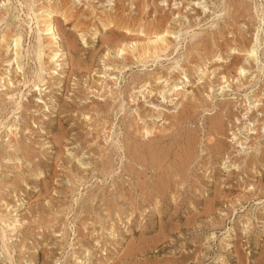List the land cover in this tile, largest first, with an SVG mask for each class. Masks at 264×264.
Listing matches in <instances>:
<instances>
[{
	"label": "rangeland",
	"instance_id": "1",
	"mask_svg": "<svg viewBox=\"0 0 264 264\" xmlns=\"http://www.w3.org/2000/svg\"><path fill=\"white\" fill-rule=\"evenodd\" d=\"M27 1L28 0H6L5 4L1 5L0 9L1 8L2 9L0 11H2V10L4 11V9L8 8L10 12L12 10H14L11 13H15V15L16 16L18 15V17H16L15 19H12V20L3 19L0 22V29H1L0 31H2L4 28H5V30H7V29L9 30V29H11V26L18 25V24H19V26L22 27V28L20 27L21 29H19V31L23 30V31H21V32H23L22 35L24 34L23 35V38H24L23 46H25V47L28 46L29 51H30L27 55H26V53L23 54L24 58L26 57L25 59L22 57V63L24 62L23 66L24 67L26 66L25 69H23V71L25 73L24 76L26 77V78L24 77L25 78L24 81L25 82L27 81L26 84L28 85L30 83V82H28L29 79L30 80L33 79L32 75H34L36 69H39V67H40L38 61L35 60L36 56H34V55H35L36 51H34L33 48L35 45L37 46V44H35V43H36V41H38L37 40L38 37H42V35H41L42 32H40V31L43 29L42 28L43 23H42V21H40L41 23L36 22L35 15L32 12H30V10H29L31 8L30 3H26ZM30 1L31 0H29L28 2H30ZM47 1H49L48 3H53L55 1L54 4L55 5L58 4V6L56 5L58 8L60 7V3H62L65 7V8L64 7L63 8L66 9L65 11H67L66 15L69 13V15L66 16V18H67L66 21L63 19L62 15H60L61 12L57 13V15L56 14L53 15L54 16V26H55V28L58 32L59 38H60L61 50L64 53L63 57L61 56L62 61L59 60V63H61L63 65V68H65V69L61 68L58 71L59 73L62 74V75L60 74L63 77L61 79L58 76H56L55 78H51V80H50V78H46V81L48 80V83L46 86L48 87L47 89H49L50 92L46 93L47 96H44L45 98L43 97V99L45 100L46 104L48 105V106L47 105L46 106L50 108V109L48 108L49 111H45L46 106L44 108V107L36 106L34 104L32 105V103L31 104L28 103L29 106L27 105V107L26 106L23 107L22 112H20L19 115L16 114L17 119H19V124L21 127L22 126L23 127L29 126V129H28L29 133H28L27 129L24 131L20 130V132H19V141L21 140L20 143L21 142L23 143V144L22 143L21 144L19 143V144L22 147L23 146L26 147L27 153H25L24 150H23V152L19 153L18 157L22 160L23 164H21L22 162H20L18 164L19 161L18 162L13 161V163L9 162L10 164L9 163L5 164L6 167H4V165H3L2 172L7 177L8 176L10 177V176H13V174L19 170L18 173L19 172L23 173L22 178L24 177L23 178L24 180L19 179V182L16 183V184H18V185H16L18 188L14 187V184H11V185L4 184L3 186H1L0 196L5 198L4 199L5 202L8 203L9 205L7 206V208H5V206L3 205L2 207H0V210L2 211L1 212L2 214L5 213L7 215L8 214L10 215V213H12L11 215H14V213H16L18 215L20 213L18 215V217H17V215H16V217L19 220V223L21 225L18 227V230H17L18 233L15 232V234L17 236H15V234H12L11 237L9 238L10 240L7 242L6 246H7L8 253L10 254L9 256H8L7 252L5 251L4 247L1 246L2 244L0 241V264H11L9 260H11L13 264H54L55 259H58V261H59L58 263H60V264H65V263L66 264H73V262H75V261L72 262V260H73L72 252L73 251L76 253V256H79L80 260L83 259V261H85V260L88 261V263L85 262V264H95V263H97V264H99V263H103V264H136V263L137 264H213L211 261L216 259V257L218 258V255L222 259V261L221 260L219 261L221 264H238V263L239 264H264V220H262V219H264V210H262V209H264V167H263L264 166V126L259 125L262 123L261 121L264 120V117H263V119L261 118L262 120L259 119V123L257 125H256V123H254V127L257 129L255 130L256 133L251 134V136H249V138H248L247 146L248 147L250 146V148H248L244 153L243 152L238 153L236 151V148L233 147V145L230 142V137H231L230 132L231 131L233 132V130L235 131L236 127L231 123L232 117L229 116V112H228L229 109L230 110L235 109L233 104H236L238 102L243 103L244 98L247 94H250V96H251L254 93L256 94L257 92H259L262 87L264 88V0H244V1L243 0H219V1L218 0H213V1L211 0L210 1L211 3H209V0L208 1L207 0H204V1L201 0L200 2H203L204 5L207 2V4L205 5V8H204L205 9L204 13L201 12L200 6H196L194 8L191 5H189L188 1H190V0H187V2H186V0H180V1L179 0H173V1L172 0H165L164 2L165 3L167 2L168 6L166 5L167 3L165 4L164 2H162V0L161 1L160 0H147L149 3L146 0H144L143 2H142V0H137V2H135L136 0H132V2H131V0H122V2L126 1L125 3L123 2V4L121 1L119 3V0H114V1L113 0H107L108 2L103 1V0H92L93 2L91 0H90V2H89V0H78V1L77 0H73V1L72 0H47ZM83 1L85 3H82ZM100 1L102 2V4ZM110 1H111V3H113V5L110 4ZM139 1H141V2H139ZM192 1H197V0H192ZM88 2H89V4H91L93 6V7L91 6L92 8L90 7V5H87ZM114 2H116V3H114ZM138 2L141 3L142 5L143 4L144 5L142 6ZM176 2L179 3L178 5H180V6H178V8L176 7V9H175L173 4ZM36 3H37V7H39V6H41L40 3L43 5L47 2H46V0H44V1L41 0V2L39 0H36ZM96 3H98V4H96ZM104 3H106V4H104ZM159 3H160V5H159ZM83 4H85V5H83ZM147 4H149L148 7L146 6ZM182 4L184 7L182 6ZM240 4H241V6H240ZM242 4H244V5H242ZM6 5H8L9 7ZM106 5H107V7H105ZM108 5H109V7H108ZM127 5H128V8H127ZM133 5H134V8H133ZM140 5L143 7V9L138 8ZM26 6H28V8ZM94 6H97V8H95ZM37 7L34 6L32 8L35 9ZM111 7L113 9L114 8H116V9L113 10ZM169 7H170V9H169ZM208 7H210L209 8L210 10L207 9ZM87 8L90 9V11ZM107 8H108V10H107ZM182 8H183L184 12H183ZM64 9H62V10L64 11ZM73 9H74V11L75 10L76 11L74 12ZM101 9H103V10H101ZM128 9L130 10L131 15H130V12ZM146 9H147V11H146ZM173 9H175V10H173ZM191 9H193V11ZM94 10H95V12H94ZM106 10L108 13L106 12ZM132 10H133V12H132ZM69 11H71L72 13ZM206 11H208V12H206ZM212 11L214 13H212ZM76 12L80 13V14L78 15ZM111 12H113V13H111ZM174 12L175 13L180 12L183 15L187 16L186 18H183V20H181V19L179 20L180 22H182L181 26H183V28L184 27H185V29L187 27L189 28V29L187 28L188 30L186 29L185 32L183 31V34H182L183 36L181 37V43H182L181 47L179 48V50L177 52H175L177 54L173 53V54L169 55V57H168L169 61L165 60L163 57H161L160 59L162 61L159 60L153 64V62H152L153 59H149V58H146V60L141 59V61H138V60L136 61L135 58L132 59L133 63H131L130 68L125 70L121 74V77L117 81V83H119V84H117L119 86V88L117 89V92L118 93L122 92L120 94V97L124 101L123 106L125 105L122 109V112L118 113L117 116L115 117V115H114L116 112L115 110L118 109V105H117V106H115V108H113V110H109L108 113L102 115L103 117H105L106 120H111V119L113 120L114 119L113 120L114 124L112 121L111 131L113 132V136L115 139L118 136V140L121 142V143L120 142L119 143L121 144V147H122V150H121L122 153L121 154L119 152L115 153V151H113L111 153L107 152V151H105V152L103 151L102 155L98 156L99 154H101V152L99 151V149H97V147H94V146L88 147L87 146L88 144L86 142L91 140L90 139L91 136L88 133L89 132L88 129H90L91 127L88 128V126L86 125V122L82 119V116H81L82 111L80 112L78 110L81 105L89 104L88 100L85 101V99H84V94H85V91L87 89V88H85V86L89 88V86H91V84H92L93 88L98 87L97 85H95V82H94L95 80H97L96 79L97 75L93 76V72H94L95 67L100 68V63H99L98 59H99L101 54H105V53H107L106 51H109L111 48L116 47L115 49L110 50L112 52V54H113V52L115 53L117 48L121 47L122 43H124L123 41L121 43H119L121 40H123L121 38H123L124 36L130 37V38L138 37V38L142 39V37H144V35L142 36V35L138 34L137 32L125 33L124 30H122L121 28L116 27V26H112V28L110 26L108 28L106 27L107 29H104V28H102V25L99 22L100 20L98 21L97 19L99 17L103 18V16H105V15H108L110 17L112 16L111 18H113V16H114V22L116 21L115 23L119 24L120 23L119 20L121 21V19L124 20L127 18L126 20L128 22L126 20L125 21L127 23H129L130 26H132L133 28L137 27V25L139 23H140V25H144V24H148L149 21H150V23H152V22L154 23L157 20L161 19L162 23L165 22L164 24H166L164 26H167L168 21L172 19V14ZM96 13H98V15H96ZM122 13H123V15H122ZM132 13H134V14H132ZM70 14L71 15L73 14L75 16V18H74V16L73 17L70 16ZM93 14H94V17H93ZM134 15L136 16V18L138 16L139 20L138 19L136 20ZM173 15L177 16V14H173ZM204 15H206V16H204ZM115 16L119 17L120 19H117V17H115ZM131 16H132V18H131ZM154 16H155V18H156V16H158L157 19H155ZM55 17L60 20V21L58 20L59 25H58V22H56L57 19ZM90 17L91 18L93 17V19H91ZM140 17H142V18H140ZM160 17H162V18H160ZM165 18H167V19L165 20ZM148 19H150V20H148ZM153 19H155V20H153ZM133 20H135V21H133ZM11 21H13V22H11ZM77 22H79V24ZM91 22H92V24H91ZM56 24H57V26H56ZM135 24H137V25H135ZM258 24H260V28L258 30V45H257V57H258L257 65H258V67L254 61H251V63H252V64L250 63L251 66H248L250 64H246V65L244 64L245 62L243 60L244 59L243 55L236 54V53L231 54L232 56L228 55L227 53L230 51L228 49V46H231V44L234 45L233 39H236V37L238 35H239V37H237L239 39L238 41L242 44L245 42L243 45L247 46L248 45L247 43H249V42H246V41H250V39L253 37L255 27ZM86 25L89 28L86 27ZM36 26H37V29H36ZM59 26H61V27H59ZM30 27L32 28V31L34 30V32H31V33L29 32L28 29ZM58 27L61 29H59ZM85 28H87V30ZM93 28H95L97 30V33L94 34V36L90 37L91 36L90 34L93 31ZM114 28H117V29H114ZM83 29L86 30L85 32L88 31V35H87V33L82 32V31H84ZM113 29L116 31L114 32ZM5 30H3V31H5ZM221 30H224V31H221ZM232 31H233V33L234 32L235 33L232 34ZM74 32H75V34H74ZM81 32L84 33L86 36V37L84 36L86 39L85 42L80 39V33ZM118 32H119V34H118ZM224 32H226V33H224ZM223 33L225 36L223 35ZM240 33H242V36H240ZM76 34H78V35H76ZM110 34L112 37H114V39L117 37L116 40H118V39L120 40L118 42L119 45L116 44V46H115V45H112L111 43L106 44L107 42H105V41L110 36ZM133 35H134V37H133ZM136 35H139V36H136ZM192 35H193V37H192ZM243 37L246 40L243 39ZM94 38H96V39H94ZM183 38H185V40ZM45 39L46 38H44V40ZM217 39H218V42H217ZM229 39H231V40H229ZM222 40L225 41L224 43L226 44V47L224 46L225 44L223 43ZM70 41H72V42H71V46L69 48L67 45V42L69 43ZM194 41H195V43L197 45L196 47L198 49L201 48V46H202V48L200 49L202 51H200L198 49H194V46H195ZM46 42H47V40H46ZM82 42H84L85 44L84 43L81 44ZM193 43H194V45H193ZM208 43H209V45H208ZM216 43H220L222 45H220L218 47V45L216 46ZM40 44H41V42H40ZM46 44L47 43H45V41H44V44H42L43 46L41 45L42 48L41 47L37 48V50L41 48L40 52H44V53L40 54L41 56L44 55V60H45L44 62L47 61V55L51 51L49 48H51V49L53 48V47H51L52 46L51 44H49V45L48 44L46 45ZM110 44L112 45V47H110L111 46ZM201 44H205V45H201ZM31 46H33V47H31ZM205 46L206 47L208 46L207 50H206ZM107 47H108V49H107ZM231 47H233V46H231ZM189 49L193 50V51L190 50V52H191L190 54L187 53V50H189ZM223 49H225V50H223ZM112 50H114V51H112ZM130 51L131 50L129 49L128 52L130 53ZM198 51L200 52V54ZM225 51H226V53H225ZM23 52H25V50ZM185 52H186V54H185ZM194 52H195V54L198 52V54L194 55L193 54ZM71 53H72V55H71ZM89 53H91V54H89ZM97 53H99V54L97 55ZM129 53L127 54L128 56H129ZM209 53L212 55H210ZM218 53L223 58L222 62H215L213 59L214 57H212L213 55L214 56L218 55ZM30 54H32V55H30ZM131 55H133V53H131ZM173 55L175 57L176 56L177 57L179 56V57L175 58ZM189 55H192V56H189ZM227 55L230 57H228ZM95 56H96V58H95ZM184 56H186V57H184ZM207 56H209L207 59L211 58L210 59L211 61L207 60L205 58ZM225 56H226V58H225ZM240 56H243V57H240ZM71 57H73V58H71ZM190 57H192V58H190ZM193 57H194V59H193ZM202 57H204V58L202 59ZM109 58L112 59L110 54H109ZM198 58L200 60L201 59L202 60L200 61V60H198ZM84 59H85V61H84ZM172 59H175V61H177V62H180L182 60L181 61L182 64H181V62L178 63L180 65L179 71L182 70L181 69L182 67L184 68L186 66L187 68L185 67V69H187V70L185 72L190 74V75L187 74V79H186L187 82L184 79L185 81H184V84H182V86H185V87L183 88V91L181 89L179 91L180 95L178 94L177 98H175V100H174V102L175 101L177 102V100L180 98V101L178 100V102L176 103L178 105V107L182 106L184 103L183 106L185 108L183 106L181 108L177 107L176 110L179 111L178 112L179 115H182L183 113L187 112V114L185 115L187 117V120L182 119L181 122L184 120L183 121L184 123L183 122L181 123L179 121V124L176 125V127H170V129H167L168 131L166 130V132H165V131H163L162 128H163V126L167 127L168 122L167 121L164 122L163 120H160L161 119L160 117L162 115H160V117H158V118H153V120H151L150 117H148L147 122L149 123V125H151L155 129V132H154V134H150L143 139L138 134L134 133L133 128H128L127 123H129V124H130V122L134 123L132 121L133 117L138 118V116L134 112V108H136V106L135 105L133 106L132 103L128 102V99H129L128 98V96H129L128 91L130 90V87L132 86V84H134V83L136 84L142 78L147 77L148 76L147 74L151 73V71L152 72L153 71L161 72V74H165V75L169 76L167 73L168 69H166V68L170 65L169 63L174 62V60H172ZM185 59L186 60L188 59V60L186 61ZM204 59L207 60L205 67H204V65L201 64L205 61ZM31 60H32V62H31ZM133 60H135V61H133ZM28 61H30V62H28ZM77 61H78V63H77ZM144 61H146V62L144 63ZM190 61H193V62L195 61L194 63L195 64L198 63L197 64L198 66L201 65L202 68L204 69V71H206V73L208 72V74H207L208 76L202 75L200 73V71L195 72L194 69H191V66L193 67L194 63L190 62ZM231 61H232V63H230ZM85 62L87 65L85 64ZM135 62L138 64H136ZM148 62H150V63H148ZM139 63H142V64L144 63L146 65L142 66V64H139ZM184 63H186V65ZM211 63H213L212 65L215 67H213V66L210 67ZM242 63H243V65H242ZM42 65H43V69L45 67L49 66V65H47V63L42 64ZM158 65L159 66L161 65L162 67L160 66L161 67L160 68ZM28 66H31L32 68L31 67L28 68ZM165 66H167V67H165ZM240 66H243L242 67L243 69L245 68L244 72L247 75L246 76L247 78H245L246 80L242 81L245 84L244 85L245 89L243 87H242V89H240V88L237 89L235 86V83H234L236 80V77H237L235 75L238 73L237 69ZM247 66H248V68H246ZM3 67L4 66H0V71L3 70ZM52 67L53 66H49L48 68H45V71H47V72L50 71V69ZM66 67H67V69H66ZM86 67L88 68V71H86ZM90 67H91V69H90ZM216 67H218V68H216ZM234 67H235V69H234ZM71 68H73V69H71ZM213 68L217 69V70L215 69V73H214L215 77H217V78L214 77V74L211 75V73H210L211 72L210 69L212 70ZM225 68L228 70V72H227V70L225 71ZM138 69H139V71H138ZM149 69H153V70H149ZM29 71H32V74ZM89 71H91V72H89ZM164 71H165V73H164ZM233 71H236V72H233ZM66 72L70 73V75H68V73H66ZM79 72H80V74H79ZM144 72H146L147 74ZM177 72H178L177 70H174V72H171L172 74L170 73V75L171 76L175 75ZM230 72H231V75H230ZM219 73H220V76H219ZM20 74H17L16 77H14V80L16 78L20 79L21 83L19 85H22V83L24 81H23V79H21V78H23V76ZM141 74H143L144 76ZM222 74H224V75L226 74V75L230 76V77H228V82L231 79L230 89L228 88L229 91L225 90L223 95L216 96L214 99H211V100H210V98H208L206 100L205 98H207V97H205L206 93L204 91L207 90L206 92L208 93L210 91V87H212V86L214 87V83H215V85L217 83H220L222 81V79L220 78ZM249 74L251 75V77H249L250 76ZM18 75H20V76L17 77ZM71 75H73V76L71 77ZM129 75H130V77H129ZM140 75H141V77H139ZM67 76H68V78H67ZM200 76L202 77L201 79H200ZM203 76H205L206 78L208 77V78L206 79ZM218 76L220 79H218ZM232 76H233V79H232ZM28 77H30V78H28ZM91 77H92V79H91ZM131 77H132V79H131ZM189 77L191 79H189ZM193 77H195L194 78L195 80L193 79ZM253 78H254V81L248 80V79H253ZM71 79H73V80H71ZM84 79H86V81ZM93 79H95V80H93ZM171 79H172V77L170 78V80ZM205 79H206V82L207 81L208 82L210 81V82L209 83L207 82L208 84H206ZM60 80H62V82ZM90 81H91V84H90ZM244 81L248 82V83H245ZM58 82H60L61 85L63 84V87H62V89H58V92H57V89L55 90V87L57 85H59ZM66 82H67V84L65 85ZM85 82H88L89 85H87V83L84 84ZM132 82H134V83H132ZM197 83H199V84H197ZM204 83H205V85H204ZM109 84H112V83L110 82ZM200 84H201V86H204V89L203 88L201 89ZM191 87L194 89H192ZM19 88L21 90H23L24 86H21V87L19 86ZM231 88L233 89V91L231 90ZM53 89H54V91H53ZM63 89H67V90H63ZM256 89H259V90H256ZM68 90H69V92H68ZM118 90H121V91H118ZM78 91H79V93H78ZM3 92L4 91H1V93H3ZM65 94H66V96L62 97V95H65ZM122 94L125 96V98ZM181 94H183V95H181ZM185 94H187V96ZM76 95H78V96H76ZM184 96H186V97H184ZM189 96L192 98V100L195 99V101L198 98L199 102H197L198 100L196 102L192 101L191 99H189L190 98ZM194 96L195 97L198 96V97L194 98ZM202 96H204V97H202ZM153 97H154V99H153ZM153 97L152 98L149 97L148 99H144L143 101H150V102L152 101L154 103L158 102L157 104L162 103L161 100L158 99L160 97H158L157 94ZM49 98H51L50 101H49ZM181 98H182V100H181ZM201 98H202V100H201ZM52 99H54V100H52ZM59 99L64 101L65 104L62 103V101H59ZM106 99H108V98H106ZM125 99H127V100H125ZM188 100L191 102L187 103ZM208 100H209V102H208ZM184 101H186V102H184ZM4 102L5 101H2L0 103V113H2V114H0V117L2 115V118L7 115V112L9 111V108H10L8 106H5ZM66 102H67V104H66ZM193 102H195L196 104ZM206 102L210 103V105L208 104V106H210V108L208 107V109L206 106L207 105ZM24 103H26V102L24 101ZM116 103H118V102H116ZM180 103L182 105H180ZM185 103H187L188 107L186 106ZM198 103L199 104L201 103V104L199 105ZM202 103H204V105ZM30 106L31 107L34 106V107L31 108ZM62 106L64 109L62 108ZM64 106L68 109L65 110L66 108ZM166 106H165V109L169 108L170 111L173 110L174 114L177 113V111L173 108L174 107L173 104H171L172 107L168 106V104ZM194 106H195V108L196 107L197 108L195 109ZM198 106H203V108L198 107ZM76 108H77V110H76ZM182 108L186 111H184ZM193 108L195 109V111ZM62 109H63L64 113L62 112ZM165 109L163 108L164 111H165ZM188 109H190V110H188ZM30 110L32 111V113ZM65 111H67V112H65ZM84 111L87 112V110H83V112ZM111 111H112V113H111ZM4 113H5V116H4ZM88 114L92 115L93 119H95V120L97 119L95 113L93 114V113L89 112ZM224 114H226V116ZM112 116H114V117H112ZM215 116H217L218 119H220V121H222L221 122V128L217 129V131H219V132L215 131V128L213 127V123H211V122H214L216 120V119H214V118H216ZM228 116H229V118H228ZM128 117H129V119H128ZM0 120H1V118H0ZM33 120H35V121H33ZM123 121L125 122V124H123ZM151 121H152V123H150ZM170 121L173 122L174 120H172V118H170ZM25 122H28V123H25ZM140 122H141V120H140ZM26 124H28V125H26ZM41 124H43V125H41ZM155 124H157V125H155ZM155 126H156V128H155ZM126 127H127V129H126ZM160 127H162V128H160ZM208 127L210 129H208ZM117 130H118L117 133L114 132ZM210 130L214 131V132L212 131L213 134H211L212 132H210ZM61 131H63L65 133L64 138H62V139L60 138L61 137ZM208 132H209V135L206 134ZM258 132H259V134H258ZM75 134H77V135H75ZM0 135L2 136V134H0ZM115 135H117V136H115ZM126 136H127V139H126ZM161 136L164 138H162ZM186 136H187V138L189 137L188 139H192V141L194 140L192 142L193 146H191V148H190L192 158L189 162L185 161L184 154H183L184 147L186 144V142H184V141L185 140L187 141ZM207 136L210 137V139H211L210 141L207 140V138H206ZM212 136H213V139H212ZM65 137L68 139V143L71 142L72 144H68V143L64 142L66 139ZM80 137H81V139H80ZM190 137H192V138H190ZM22 138H23V140H22ZM51 139H52V141H51ZM155 139H157V140L155 141ZM169 139H171V140L169 141ZM24 140H25V142H23ZM75 140H77V143ZM150 140L152 142H149ZM143 141H145V145H143L144 144ZM161 141L163 142V144ZM154 142L155 143L159 142V143L155 144V147H153L155 149H153L151 146L154 144ZM165 142H166V144H164ZM182 142L184 143L183 144L184 147L182 145ZM257 142H259V143H257ZM46 143H48L49 145H47ZM73 143H74V145H73ZM81 143H83V144H81ZM141 143H143V144H141ZM160 143L162 145H160ZM1 144H2V142L0 141V156H1L0 160L2 159L3 156H5V153H6L3 150ZM132 144H133V146H136V145L137 146L133 147ZM134 144H136V145H134ZM138 144H140V145H138ZM214 144H216V145H214ZM84 145H86V146H84ZM66 146L70 147L69 151H71V154H69V155L66 152V148H67ZM162 146L165 147L166 149L165 148L163 149ZM255 146H257V147H255ZM28 147H29V149H28ZM137 147H139V148H137ZM150 147H151V149H150ZM220 147H221V149H219ZM44 148H46V149H44ZM143 148H144V150H143ZM181 148H183V149H181ZM71 149H73L75 153L72 152L73 150H71ZM80 149H82V150H80ZM105 150H107V149H105ZM159 150H161V151L159 152ZM29 151H31V152L29 153ZM76 151H77V153H76ZM82 151H85V152L88 151V152L85 153ZM133 151H135V152H133ZM137 151H139V153ZM177 151H179V152H177ZM95 152L96 153L98 152V153L96 154ZM157 152H159V153H157ZM3 153H4V155H3ZM82 153H84V154H82ZM32 154H33V158H32ZM156 154H157V156H156ZM160 154H162V155L160 156ZM76 155H77V158L82 157V158H84V160L78 161V159L76 158ZM235 155H237V156L235 157ZM107 156H109V157H107ZM119 156L122 159L121 158L118 159ZM227 156L229 158V159L227 158V161H231V163H234L235 161H237L235 163H237L239 165L241 163V165H240L241 170L237 173L235 171L231 176L226 177L227 179L224 180V182H223L222 178L224 177V174L222 173L223 171L220 169V166H222V162L225 160V158ZM233 156L235 157V159ZM61 157L63 159H61ZM85 157H87V160ZM171 157H173V158H171ZM237 157H239V158H237ZM23 158L26 160H24ZM31 158H32V160H30ZM101 158H103V159H101ZM107 158H109L108 160H109L111 167H107L106 169L111 168L112 170H114V172L116 171L117 175H115L114 178L108 177L106 175V173L102 172V170L100 169L101 164L104 162L106 163ZM162 158L163 159L165 158L164 159L165 161ZM27 159H28V161H27ZM36 159H38L40 161H38ZM88 159L89 160L91 159L90 162ZM93 159L96 161H94ZM181 159H183V161ZM53 160L55 161L54 163H53ZM62 160H64V161L62 162ZM175 160H177V161L175 162ZM111 161L113 162V164ZM180 161L183 163V165ZM256 161H258L259 163H256ZM66 162H67V164H66ZM84 162H86L88 164H85ZM61 163L63 165H61ZM243 163H245V164H243ZM16 164H18L19 167H17ZM34 164L36 166H34ZM37 164L38 165L40 164V165L38 166ZM90 164H92V165H90ZM51 165H53V167ZM85 165H86V168L88 169L87 172L82 168V167H85ZM115 165L118 168V170H116L117 168L115 167ZM159 165H160V169H158ZM27 166H28V168H25ZM93 166H95V168H93ZM31 167H33V168H31ZM34 167L36 169H34ZM46 167L48 168V170ZM76 167H77V169H76ZM168 167H169V169H168ZM29 168H30V171H29ZM67 168L68 169L70 168V169L68 170ZM96 168H98V170ZM12 169L16 172H14ZM51 169H52V171H50ZM82 169L84 170V172L81 173V171H83ZM22 170L24 172H22ZM40 170H41V172L42 171L44 172L45 170H47V171H45L44 173H42L43 175H41ZM28 171H29V173H28ZM154 171H156V172H154ZM34 172L36 174H34ZM67 172H69L70 176ZM54 173H55V175H54ZM72 173H74V174L78 173V175L82 176L80 179L81 181L79 183H74L72 181ZM79 173H81V174H79ZM100 173L102 175H100ZM121 173H123L124 175H122ZM49 174L50 175L53 174L54 176L53 175L50 176ZM14 175H17V173ZM127 175H129V176L127 177ZM205 175H207V176H205ZM94 176L98 177V179ZM123 176H126V177H123ZM25 177L26 178L28 177V178L26 179ZM31 177H32V179H31ZM55 177L57 179H55ZM67 177H68V179L71 178V181L70 180L68 181ZM85 177H87L88 180L85 179ZM115 177H116V179H115ZM175 177L179 178L180 180L176 179ZM82 178H84L85 180ZM102 178H104V179H102ZM145 178H148V179H145ZM236 178H240V179L242 178L243 181L242 182L236 181ZM51 179H53V180H51ZM99 179H101V180H99ZM130 179H131V182H130ZM34 180H35V182H34ZM59 180H60V182H59ZM95 180H97V181H95ZM133 180H134V182H133ZM36 181H38V182H36ZM114 181H116V183H114ZM155 181H157V182H155ZM235 182H238V183H235ZM83 183H87V184H83ZM158 183H159V185H158ZM112 184L113 185L115 184V185L113 186ZM252 184L255 187L252 191H249V186L253 187ZM45 185H46V188H45ZM100 185H102V186H100ZM67 186H68V188H67ZM178 186L181 188H179ZM5 187H6V189H5ZM72 187H73V189H72ZM75 187H76V189H75ZM8 188H9V190H8ZM92 188H93V190H92ZM90 189L92 190V192ZM95 189L96 190L98 189V190L96 191ZM111 189H114V190H111ZM12 190H14L15 192ZM64 190H66L67 193H65ZM117 190H118V192H117ZM8 191L11 193H9ZM56 191L58 192V194ZM60 191H61V193H60ZM72 191H74V194ZM12 192H13V194H12ZM239 192H240V194H238ZM122 193H124V195ZM216 193H218V194H216ZM59 194H62V195L59 196ZM172 194L173 195L175 194V197ZM237 194H238V196H237ZM242 194L244 196H246V199L244 198V196ZM11 195H12V197H10ZM43 196H44V199H43ZM51 196H53V199H51ZM15 197H17V198H15ZM56 198H57V200H56ZM47 199H50V200H47ZM58 199L59 200L62 199L65 202H63L62 200L59 201ZM73 199H76V200H73ZM107 199H110V200H107ZM105 200H106V202H104ZM51 202H54V203H51ZM115 202L117 204L119 203L118 206L116 205L117 207L114 206L116 204ZM156 202H158V203L156 204ZM11 203H13V204H11ZM50 203L52 204L51 206H50ZM109 203H110V206H109ZM18 204L20 205L21 208L18 206ZM54 204H55V206H54ZM59 205H61V206H59ZM133 205H134V207H133ZM15 206H17V207H15ZM47 206H50L51 208H49ZM56 206L58 209L55 210ZM120 206H121V208H120ZM153 206L155 207L154 210H153ZM59 207H61V208H59ZM67 207H68V209H67ZM78 207H80V208H78ZM86 207L88 209H86ZM108 207L109 208L111 207V208L109 209ZM130 207H132V212H133L132 215H129L128 210ZM15 208H16V210L13 211ZM94 208H96V210ZM78 209H79V211H77ZM84 209H86V210H84ZM105 209H107V210H105ZM121 209H123V210L121 211ZM46 210L49 211V213L51 212V214H49ZM54 210H55V212H54ZM110 210H112L113 212ZM40 211H42V212H40ZM88 211L90 212V214L88 213ZM108 211H110V212H108ZM124 211H125V213H124ZM111 212L113 214L115 212H118V213L122 212L121 220L117 219L115 217V214L113 215V214H111ZM38 213H40L41 215ZM45 213L47 214L46 218L44 216ZM94 213L97 215H95ZM26 214H27V216L25 217ZM107 214H109V215H107ZM51 215H53L54 219H53V217H51ZM55 215L57 217H55ZM98 215H99V217H98ZM124 215H125V217H124ZM21 216H23V217H21ZM245 216L247 218H249V220H251L249 222L250 224L248 223L245 225V222H246ZM37 217H38V219H37ZM74 217H76V218H74ZM97 217L99 219L101 217V219L99 220ZM122 217H123V219H122ZM127 217L130 219L129 223L126 221ZM28 218L30 220H26ZM40 218H42V219H40ZM50 218L52 219V221H50L51 220ZM102 218H103V220L104 219H106V220L103 221ZM113 218H115V219H113ZM39 219L43 220V221H40ZM46 219H48L49 222H47L48 220H46ZM45 220H46V222H45ZM112 221H115V222H112ZM120 221H122L123 223ZM32 222H34V223H32ZM108 222H109V224H108ZM97 223L98 224L101 223V224L98 225ZM241 223H244L243 226ZM82 224H83V226H82ZM92 224H93V226H92ZM37 225H38V227H36ZM53 225H55V226H53ZM102 225L105 227H103ZM111 225H113V227H114L113 230L116 231V233H114L115 231L112 230L114 237H110L111 235L107 229ZM247 225H248V227L246 228L245 226H247ZM100 227H101V229H100ZM19 228H20V230H19ZM93 228L95 230L97 229L96 230L97 232L94 231ZM56 229H59V230H56ZM243 229H245L246 231L248 229V233H246L247 235L244 233ZM226 231H227L226 234L227 235L230 234L229 236L232 238V240H230V238H229V239L224 240V241L221 240V242H220V238H222L224 236V234H225L224 232H226ZM59 232L60 233L63 232V234H61L60 236H56V234H58ZM212 232H214V234L216 236L214 241H210L209 243H206V240L204 239L205 236H208ZM89 233H91V234H89ZM222 233H224V234H222ZM95 234H96V236H95ZM99 234H102V235H99ZM61 236L63 237V239L65 241L64 240L62 241ZM80 237H82L83 239ZM93 237H95V238H93ZM100 237H101V240L98 239ZM43 238L46 239V240H44L45 242L42 241ZM77 238H79V240L81 239L83 242L81 240L79 241ZM96 238H97V240H96ZM114 240H116V241H114ZM77 241H79V242H77ZM95 241L98 242V246H96ZM226 241L230 243V245L228 247L225 246ZM56 242H57V244H56ZM66 244L69 246H67ZM82 245L84 246V248H83V250H81V252H83L84 250H86V251L88 250L89 256L87 255V253H84V254L78 253V252H80V249H82ZM100 245L102 247H100ZM71 247H72L73 251H72ZM105 247H106V249H104V251H100L101 249H103ZM99 248H101V249H99ZM3 250H4V253H3ZM235 250H237V251H235ZM236 252L238 255L236 254ZM3 254H5L6 256H4ZM68 255H69V257H68ZM103 255H104V257H103ZM8 257H10V258H8ZM89 257H90V259H89ZM90 261H92V262L90 263Z\"/></svg>",
	"mask_w": 264,
	"mask_h": 264
},
{
	"label": "bare ground",
	"instance_id": "2",
	"mask_svg": "<svg viewBox=\"0 0 264 264\" xmlns=\"http://www.w3.org/2000/svg\"><path fill=\"white\" fill-rule=\"evenodd\" d=\"M5 1L6 0H0V7H1V5L3 4H5ZM29 1V0H28ZM26 2V3H30V12H32L34 15H35V18H36V22L37 23H39L40 21H42V30L40 31V32H42L41 33V35H42V37H38V41H36V43L35 44H37V46L35 47L34 45V51H36V53H35V55L34 56H36V59L35 60H37L38 61V63H39V69H36V71H35V74L34 75H32L33 76V79L32 80H30L29 79V81L28 82H30L28 85L26 84V82L24 81V79L26 78L25 76H24V71H23V69H25V67L23 66V63H22V57L24 58V56H23V54L24 53H26V55L30 52L29 51V47L28 46H23V40H24V38H23V35H22V33L23 32H21V31H23V30H20L19 31V29H21L22 27L21 26H19V24L18 25H13V26H11V29H7V30H5V28L3 29V30H5V31H0V66H4L3 67V70H1L0 71V103L2 102V101H5L4 102V105L5 106H8V107H10L9 108V111L7 112V115L5 116V113H4V116L5 117H3L2 118V115H1V120H0V134H2V136L0 135V141L2 142V144H1V146H2V148H3V150L6 152L5 153V156H3L2 157V159L0 160V189H1V186H3L4 184H7V185H11V184H14V187H16V188H18L16 185H18V184H16V183H18L19 182V179L21 180V179H23L22 178V175H23V173H18V171L16 172V171H14L13 169V171L14 172H16L17 173V175H14V174H16V173H14L13 174V176H6L3 172H2V168H3V165H4V167H6L5 166V164H7V163H9V162H12L13 163V161L15 162V161H19L18 162V164L20 163V162H22V160L18 157L19 156V153H21V152H23V150H24V152L25 153H27V150H26V147H22L20 144L22 143H20V141H19V132H20V130L21 131H24V130H26L27 129V131H28V133H29V126L27 127V126H25V127H21L20 126V124H19V119H17V116H16V114H18L19 115V113L20 112H22V109H23V107H27V105H28V103L29 104H31L32 103V105L34 104V105H36V106H40V107H44L45 108V106L47 105L46 104V102H45V100L43 99V97L44 96H47L46 95V93H49L50 92V90L49 89H47L48 87L46 86L47 85V83H48V80L46 81V78H50V80H51V78H55L56 76H58V77H60V79L61 78H63L61 75V73H59L58 71L61 69V68H63V65L61 64V63H59V60H61L62 61V57H63V52H62V50H61V44H60V38H59V35H58V32H57V30H56V28H55V26H54V16L53 15H57V13H59V12H61L60 13V15H62V17H63V19L66 21V16L67 15H69V13L66 15V13H67V11H65L66 9H64L65 7H64V5L62 4V3H60V7L58 8L57 6H58V4H54V2L53 3H48L49 1H47L46 0V2L47 3H45V4H41L40 3V5L41 6H39V7H37V3H36V0H31L30 2ZM40 2H41V0H39ZM44 1V0H43ZM73 1V0H72ZM78 1V0H77ZM92 1V0H91ZM103 1H107V0H103ZM114 1V0H113ZM112 1V2H113ZM120 1L122 2V0H119V3H120ZM144 0H142V2H143ZM147 1V0H146ZM145 1V2H146ZM161 1V0H160ZM165 0H162V2H164ZM173 1V0H172ZM180 1V0H179ZM201 0H197V1H192V0H190V1H188V3H189V5H191L192 7H196V6H200L201 7V12H203L204 13V8H205V5L207 4V2H206V4L204 5V3L203 2H200ZM204 1V0H203ZM208 1V0H207ZM211 0H209V3H211L210 2ZM213 1V0H212ZM219 1V0H218ZM244 1V0H243ZM62 2V1H61ZM81 2V1H80ZM87 2V1H86ZM89 2H90V0H89ZM89 2H88V4L87 5H90V7L92 6L91 4H89ZM93 2V1H92ZM98 2V1H97ZM101 2V1H100ZM108 2V1H107ZM124 2V1H123ZM123 2H122V4H123ZM126 2V1H125ZM124 2V3H125ZM131 2H132V0H131ZM135 2H137V0L135 1ZM134 2V3H135ZM139 2H141V1H139ZM138 2V3H139ZM148 2V1H147ZM158 2V1H157ZM156 2V3H157ZM161 2V3H162ZM186 2H187V0H186ZM242 2V1H241ZM7 3V2H6ZM10 3V2H9ZM77 3V2H76ZM75 3V4H76ZM82 3H85L84 1L82 2ZM114 3H116V2H114ZM133 3V4H134ZM149 3V2H148ZM165 3V2H164ZM167 3V2H166ZM165 3V4H166ZM217 3V2H216ZM223 3V2H222ZM243 3V2H242ZM8 4V3H7ZM62 4V5H61ZM66 4V3H65ZM79 4V3H78ZM94 4V3H93ZM96 4H98V3H96ZM100 4V3H99ZM101 4H102V2H101ZM104 4H106V3H104ZM109 4V3H108ZM110 4H112L113 5V3H111V1H110ZM109 4V5H110ZM139 4H141V3H139ZM179 3H174L173 4V6L175 7V9H176V7L178 8V6H180V5H178ZM71 5V4H70ZM83 5H85V4H83ZM109 5H108V7H109ZM111 5V6H112ZM116 5V4H115ZM126 5V4H125ZM142 5V4H141ZM140 5V6H141ZM144 5V4H143ZM142 5V6H143ZM148 5L149 4H147L146 6L148 7ZM159 5H160V3H159ZM167 6H168V3L166 4ZM242 5H244V4H242ZM6 6H8V5H6ZM34 6H36L37 8H32V7H34ZM66 6V5H65ZM69 6V5H68ZM138 6V5H137ZM138 7V8H140V9H143V7L141 6V7ZM145 6V7H146ZM182 6H183V4H182ZM186 6V5H185ZM188 6V5H187ZM215 6V5H214ZM240 6H241V4H240ZM4 7V6H3ZM9 7V6H8ZM27 8H28V6H26ZM64 7V8H63ZM71 7V6H70ZM69 7V8H70ZM87 7V6H86ZM93 7V6H92ZM91 7V8H92ZM95 8H97V6H94ZM105 7H107V5L105 6ZM123 7V6H122ZM184 7V6H183ZM238 7V6H237ZM6 8V7H5ZM68 8V9H69ZM73 8V7H72ZM89 8V7H88ZM87 8V9H88ZM101 8V7H100ZM103 8V7H102ZM112 8V7H111ZM118 8V7H117ZM127 8H128V5H127ZM131 8V7H130ZM133 8H134V5H133ZM173 8V7H172ZM186 8V7H185ZM184 8V9H185ZM210 7H208L207 9H209ZM2 9V8H1ZM0 9V10H1ZM14 9V8H13ZM62 9H64V11L62 10ZM77 9V8H76ZM81 9V8H80ZM86 9V10H87ZM94 9V8H93ZM113 9V8H112ZM114 9H116V8H114ZM113 9V10H114ZM120 9V8H119ZM169 9H170V7H169ZM175 9H173V10H175ZM206 9V10H207ZM235 9V8H234ZM89 11H90V9H88ZM96 10V9H95ZM95 10H94V12H95ZM98 10V9H97ZM101 10H103V9H101ZM107 10H108V8H107ZM107 10H106V12H107ZM121 10V9H120ZM129 10V9H128ZM137 10V9H136ZM182 10H183V8H182ZM192 11H193V9H191ZM190 10V11H191ZM210 10V9H209ZM12 11H14V10H12ZM11 11V12H12ZM28 11V10H27ZM63 11V12H62ZM73 11H74V9H73ZM76 11V10H75ZM74 11V12H75ZM81 11V10H80ZM92 11V10H91ZM125 11V10H124ZM146 11H147V9H146ZM10 11H9V9L8 8H6V9H4V11L2 10V11H0V22L3 20V19H6V20H12V19H15L16 17H18V15L16 16L15 15V13H11ZM69 12H71V11H69ZM99 12V11H98ZM116 12V11H115ZM129 12H130V10H129ZM132 12H133V10H132ZM183 12H184V10H183ZM206 12H208V11H206ZM205 12V13H206ZM230 12V11H229ZM255 12V11H254ZM258 12V11H257ZM72 13V12H71ZM77 13V12H76ZM75 13V14H76ZM105 13V12H104ZM108 13V12H107ZM111 13H113V12H111ZM142 13V12H141ZM169 13V12H168ZM212 13H214L213 11H212ZM25 14V13H24ZM28 14V13H27ZM78 15L80 14V13H77ZM76 14V15H77ZM83 14V13H82ZM95 14V13H94ZM94 14H93V17H94ZM106 14V13H105ZM132 14H134V13H132ZM138 14V13H137ZM143 14V13H142ZM173 14H177V16H174ZM172 14V19L171 20H169L168 21V24H167V26H164V25H166V24H164V23H162V20L161 19H159V20H157L156 22H152V23H150V21H149V23L148 24H144V25H140V23L137 25V24H135V25H137V27H135V28H133L132 26H130V24L129 23H127L128 21L126 20V19H121V21L119 20V24H116L115 22H114V16H113V18H111L110 16H108V15H105V16H103V18H98L97 20L101 23V25H102V28H104V29H107L108 27H110L111 26V28H112V26H116V27H119V28H121L122 30H124V32L125 33H131V32H137L138 34H140V35H144V37H142V39L141 38H138V37H136V36H139V35H136L135 37L136 38H130V37H126V36H124L123 38H121V39H123V40H116V38L114 39V37H112L111 36V34H110V36L106 39V41L105 42H107L106 44H108V43H111L112 45H115L116 46V44H118V42L119 43H121L122 41L124 42V43H122V45H121V47H118L117 48V50L115 51V53L113 52V54H112V52L110 51L111 49H115L116 47H114V48H111L109 51H106L105 49V51L107 52V53H105V54H101L100 55V57H99V63H100V68H94V72H93V76H95V75H97L96 76V79L97 80H95V79H93V80H95L94 82H95V85H97L98 87H96V88H93L92 87V84H91V81H90V84H91V86H89V88L88 87H86L85 86V88H87L86 89V91H85V94H84V99H85V101L86 100H88V102H89V104H86V105H81L80 107H79V111L81 112V116H82V119L86 122V125L88 126V128H90V129H88L89 130V134H90V136H91V140L90 141H87L86 143L88 144L87 146L89 147V146H94V147H97V149H99V151L101 152V154H99L98 156H101L102 155V153H103V151L105 152V151H107V152H113V151H115V153H122L121 152V150H122V147H121V142L118 140V134L117 135H115V136H117L116 137V139L114 138V136H113V132L111 131V129H112V121L114 120H106L105 119V117H103L102 115L103 114H106V113H108V111L109 110H113V108H115V106H117L118 105V109L117 110H115L116 112H115V117L117 116V114L118 113H120V112H122V109H123V107L125 106H123V103H124V101L122 100V98L120 97V94L122 93H118L117 92V89L119 88V86L117 85V84H119V83H117V81H118V79L121 77V74L125 71V70H127L128 68H130V65H131V63H133L132 62V59H134L135 58V60L137 61H141V59H144V60H146V58H149V59H153L152 60V62H153V64L155 63V62H157V61H159V60H161L160 58L161 57H163L165 60H168L169 61V55L170 54H173V53H175V52H177L178 50H179V48L181 47V37L183 36L182 34H183V31L185 32L186 31V29L188 28L186 25V29H185V27L183 28V26H181L182 24V22H180L179 20L181 19V20H183V18H186L187 16H185V15H183L182 13H180V12H178V13H173ZM197 14V13H196ZM77 15V16H78ZM90 15V14H89ZM96 15H98V13H96ZM100 15V14H99ZM114 15V14H113ZM122 15H123V13H122ZM130 15H131V12H130ZM129 15V16H130ZM139 15V14H138ZM29 16V15H28ZM70 16H74L73 14L71 15L70 14ZM82 16V15H81ZM84 16V15H83ZM102 16V15H101ZM128 16V15H127ZM135 16V15H134ZM204 16H206V15H204ZM61 17V18H62ZM71 17V18H72ZM93 17L91 18V19H93ZM97 17V16H96ZM115 17H117V16H115ZM157 17L158 16H156V18H155V16H154V18L155 19H157ZM167 17V16H166ZM261 17V16H260ZM56 18V17H55ZM74 18H75V16H74ZM122 18V17H121ZM131 18H132V16H131ZM135 18H136V16H135ZM140 18H142V17H140ZM144 18V17H143ZM148 18V17H147ZM153 18V17H152ZM160 18H162V17H160ZM164 18V17H163ZM57 19V21L56 22H58V18H56ZM78 19V18H77ZM90 19V20H91ZM117 19H120L119 17H117ZM139 20V17L137 16V18H136V20ZM155 19H153V20H155ZM167 18H165V20H166ZM17 20V19H16ZM76 20V19H75ZM74 20V21H75ZM96 20V19H95ZM116 20V19H115ZM127 22H126V21ZM145 20V19H144ZM148 20H150V19H148ZM60 21V20H59ZM62 21V20H61ZM68 21V20H67ZM73 21V22H74ZM93 21V20H92ZM132 21V20H131ZM133 21H135V20H133ZM186 21V20H185ZM190 21V20H189ZM262 21V20H261ZM11 22H13V21H11ZM31 22V21H30ZM64 22V21H63ZM90 22V21H89ZM88 22V23H89ZM97 22V21H96ZM138 22V21H137ZM188 22V21H187ZM239 22V21H238ZM243 22V21H242ZM3 23V22H2ZM5 23V22H4ZM15 23V22H14ZM41 23V22H40ZM78 24H79V22H77ZM133 23V22H132ZM145 23V22H144ZM227 23V22H226ZM240 23V22H239ZM21 24V23H20ZM24 24V23H23ZM30 24V23H29ZM33 24V23H32ZM31 24V25H32ZM36 24V23H35ZM91 24H92V22H91ZM90 24V25H91ZM94 24V23H93ZM184 24V23H183ZM186 24V23H185ZM40 25V24H39ZM58 25H59V22H58ZM82 25V24H81ZM96 25V24H95ZM230 25V24H229ZM4 26V25H3ZM56 26H57V24H56ZM73 26V25H72ZM85 26V25H84ZM83 26V27H84ZM6 27V26H5ZM21 27V28H20ZM32 27V26H31ZM29 28L28 30H29V32L31 33V32H34V30L32 31V28ZM35 27V26H34ZM59 27H61V26H59ZM58 27V28H59ZM86 27H88L87 25H86ZM107 27V28H106ZM191 27V26H190ZM2 28V27H1ZM80 28V27H79ZM89 28V27H88ZM118 28V29H119ZM259 28H260V24H258L256 27H255V31H254V33H253V37L250 39V41H246V42H249V43H247L248 45L247 46H245V45H243L242 43H240L238 40V38L237 37H239V35L236 37V39H233V43H234V45L233 44H231V46H233V47H231V46H228V49L230 50L227 54L228 55H231V54H241V55H243L244 56V64L246 65V64H250L251 63V61H254L255 62V64L257 65V62H258V57H257V45H258V30H259ZM36 29H37V26H36ZM59 29H61V28H59ZM58 29V30H59ZM76 29V28H75ZM74 29V30H75ZM86 30H87V28H85ZM114 29H117V28H114ZM113 29V31L115 32L116 30H114ZM189 29V28H188ZM187 29V30H188ZM1 30V29H0ZM13 30V31H12ZM40 30V29H39ZM84 30V29H83ZM86 30H84V31H82V32H85ZM79 31V30H78ZM102 31V30H101ZM112 31V32H113ZM118 31V30H117ZM221 31H224V30H221ZM229 31V30H228ZM235 31V30H234ZM80 32V31H79ZM80 33V39L82 40V41H86V39H85V34L84 33ZM90 32V31H89ZM111 32V31H110ZM109 32V33H110ZM190 32V31H189ZM85 33H87V35H88V31L87 32H85ZM97 33V30L95 29V28H93V31L91 32V36L90 37H92V36H94V34H96ZM106 33V32H105ZM188 33V32H187ZM224 33H226V32H224ZM224 33H223V35H224ZM229 33V32H228ZM235 33V32H234ZM233 33V31H232V34H234ZM237 33V32H236ZM74 34H75V32H74ZM108 34V33H107ZM115 34V33H114ZM118 34H119V32H118ZM123 34V33H122ZM186 34V33H185ZM184 34V35H185ZM76 35H78V34H76ZM75 35V36H76ZM101 35V34H100ZM103 35V34H102ZM215 35V34H214ZM217 35V34H216ZM61 36V35H60ZM85 36V37H84ZM96 36V35H95ZM123 36V35H122ZM131 36V35H130ZM222 36V35H221ZM225 36V35H224ZM234 36V35H233ZM240 36H242V33H240ZM99 37V36H98ZM133 37H134V35H133ZM185 37V36H184ZM192 37H193V35H192ZM215 37V36H214ZM34 38V37H33ZM44 38H46L45 40H44ZM187 38V37H186ZM250 38V37H249ZM248 38V39H249ZM94 39H96V38H94ZM184 40H185V38H183ZM215 39V38H214ZM232 39V38H231ZM231 39H229V40H231ZM242 39V38H241ZM243 39H245L244 37H243ZM46 40H47V42H46ZM68 40V39H67ZM66 40V41H67ZM91 40V39H90ZM205 40V39H204ZM216 40V39H215ZM246 40V39H245ZM44 41H45V43H47L48 45L49 44H51L52 46L51 47H53L52 49L51 48H49L51 51L49 52V54L47 55V61L46 62H44L45 60H44V55L43 56H41L40 54L41 53H44V52H40V49L42 48V44H44ZM63 41V40H62ZM75 41V40H74ZM89 41V40H88ZM96 41V40H95ZM94 41V42H95ZM223 41V40H222ZM244 41V40H243ZM40 42H41V44H40ZM65 42V41H64ZM71 42L72 41H70L69 43L67 42V45H68V47L70 48V46H71ZM84 42H82L81 44H83ZM93 42V43H94ZM104 42V43H105ZM183 42V41H182ZM208 42V41H207ZM216 42V41H215ZM217 42H218V39H217ZM225 41H223V43H224ZM232 42V41H231ZM194 43H195V41H194ZM194 43H193V45H194ZM205 43V42H204ZM46 44V45H47ZM85 44V43H84ZM110 44V45H111ZM185 44V43H184ZM198 44V43H197ZM225 44V43H224ZM42 45V46H41ZM45 45V46H46ZM76 45V44H75ZM104 45V44H103ZM112 45L110 46V47H112ZM119 45V44H118ZM201 45H205V44H201ZM208 45H209V43H208ZM218 45V47L220 46V45H222V44H220V43H216V46ZM230 45V44H229ZM33 46H31V47H33ZM66 46V45H65ZM197 45H196V43H195V46H194V49H198L197 47H196ZM213 46V45H212ZM225 47H226V44L224 45ZM25 47V48H24ZM38 47H41L40 49H38L37 50V48ZM67 47V48H68ZM206 47V46H205ZM208 47V46H207ZM207 47H206V50H207ZM214 47V46H213ZM217 47V48H218ZM36 48V49H35ZM66 48V47H65ZM105 48V47H104ZM201 48H202V46H201ZM201 48H199L198 50H200ZM45 49V48H44ZM47 49V48H46ZM107 49H108V47H107ZM130 49L131 51H130V53L128 52V50ZM193 49V48H192ZM192 49H189V50H187V53L188 54H190L191 52H190V50H192ZM204 49V48H203ZM25 50V52H23ZM43 50V49H42ZM103 50V49H102ZM209 50V49H208ZM219 50V49H218ZM223 50H225V49H223ZM222 50V51H223ZM33 51V52H34ZM45 51V50H44ZM76 51V50H75ZM112 51H114V50H112ZM135 51V52H134ZM193 51V50H192ZM196 51V50H195ZM200 51H202V50H200ZM212 51V50H211ZM46 52V51H45ZM65 52V51H64ZM71 52V51H70ZM97 52V51H96ZM199 52V51H198ZM198 52L196 53V54H198ZM219 52V51H218ZM101 53V52H100ZM129 53V56L127 55ZM131 53H133V55L135 56H133V55H131ZM179 53V52H178ZM211 53V52H210ZM209 53V54H210ZM224 53V52H223ZM225 53H226V51H225ZM47 54V53H46ZM67 54V53H66ZM70 54V53H69ZM89 54H91V53H89ZM99 53H97V55H98ZM109 54H110V56H111V58L112 59H110L109 58ZM175 54H177V53H175ZM180 54V53H179ZM182 54V53H181ZM185 54H186V52H185ZM184 54V55H185ZM194 55H196L195 54V52L193 53ZM199 54H200V52H199ZM30 55H32V54H30ZM71 55H72V53H71ZM183 55V54H182ZM207 55V54H206ZM210 55H212V54H210ZM227 55V56H228ZM62 56V57H61ZM65 56V55H64ZM174 56V55H173ZM189 56H192V55H189ZM204 56V55H203ZM232 56V55H231ZM243 56H240V57H243ZM151 57V58H150ZM175 57V56H174ZM177 57V56H176ZM175 57V58H176ZM179 57V56H178ZM177 57V58H178ZM182 57V56H181ZM184 57H186V56H184ZM209 56H207V57H205L206 59L208 58ZM212 57H214L213 59H214V61L215 62H222L223 61V58H222V56L218 53V55H216V56H212ZM228 57H230V56H228ZM237 57V56H236ZM239 57V56H238ZM26 58V57H25ZM24 58V59H25ZM68 58V57H67ZM71 58H73V57H71ZM81 58V57H80ZM95 58H96V56H95ZM98 58V57H97ZM172 58V57H171ZM190 58H192V57H190ZM204 57H202V59H203ZM225 58H226V56H225ZM75 59V58H74ZM90 59V58H89ZM94 59V58H93ZM180 59V58H179ZM193 59H194V57H193ZM192 59V60H193ZM197 59V58H196ZM201 59V60H202ZM211 59V58H210ZM210 59H207V60H210ZM236 59V58H235ZM73 60V59H72ZM80 60V59H79ZM97 60V61H98ZM135 60H133V61H135ZM172 60H174V62H171V63H169L168 65V67L167 66H165V67H167L166 69H168V75L169 76H167V75H165V74H161V72H156V71H151V73H148L147 71V73L146 72H144V73H146L148 76L147 77H145V78H140L141 80L138 82V83H134V82H132V83H134V84H132V86L130 87V90L128 91L129 92V96H128V102H130V103H132V105L134 106H136V108H134V112L136 113V115L138 116V118L137 117H133L132 118V121L134 122V123H132V122H130V124L129 123H127L128 124V128H133V131H134V133L135 134H138L141 138H145V137H147L148 135H150V134H154V132H155V129L151 126V125H149V123L147 122V118L148 117H150V119L151 120H153V118H158V117H160V115H162L160 118V120H163L164 122L165 121H167L168 122V126L167 127H165V126H163V128L162 127H160V128H162L163 129V131H165L166 132V130L167 129H170V127H176V125H178L179 124V121L181 122V120L182 119H186L187 120V117L185 116L186 114H187V112H185V113H183L182 115H179L178 114V112L179 111H177L176 110V108L178 107V105L176 104L177 102H178V100L180 101V98L177 100V102L175 101L174 102V100H175V98H177V96H178V94H179V91L182 89V91H183V88L185 87V86H182V84H184V81L187 79V74H189V73H186L185 71L187 70V69H185V67L183 68H181L180 70L181 71H179V64L178 63H180V62H177V61H175V59H172ZM177 60V59H176ZM186 60V59H185ZM184 60V61H185ZM188 60V59H187ZM186 60V61H187ZM198 60H200L199 58H198ZM200 60V61H201ZM205 60V59H204ZM207 60H205L203 63H201L202 65H204V67H205V64H206V62H207ZM225 60V59H224ZM64 61V60H63ZM66 61V60H65ZM69 61V60H68ZM81 61V60H80ZM79 61V62H80ZM84 61H85V59H84ZM89 61V60H88ZM162 61V60H161ZM185 61V62H186ZM211 61V60H210ZM242 61V60H241ZM240 61V62H241ZM28 62H30V61H28ZM31 62H32V60H31ZM146 61H144V63H145ZM190 62H193V61H190ZM195 62V61H194ZM193 62V63H194ZM198 62V61H197ZM239 62V61H238ZM26 63V62H25ZM46 64L47 63V65H49V66H53L51 69H50V71H45V68H48V67H45L44 69H43V65L42 64ZM72 63V62H71ZM75 63V62H74ZM77 63H78V61H77ZM92 63V62H91ZM136 63V62H135ZM142 64V63H139V64H142V66H145L146 64ZM148 63H150V62H148ZM161 63V62H160ZM187 63V62H186ZM186 63H184L185 65H186ZM200 63V62H199ZM230 63H232V61L230 62ZM28 64V63H27ZM33 64V63H32ZM67 64V63H66ZM83 64V63H82ZM85 64H86V62H85ZM136 64H138V63H136ZM159 64V63H158ZM181 64H182V62H181ZM191 64V63H190ZM198 64V63H197ZM197 64H193V67L191 66V69H194V71L195 72H197V71H200V73L202 74V75H205V76H208L207 74H208V72L206 73V71H204V69L202 68V66L201 65H197ZM213 63H211V66L210 67H212L213 65H212ZM252 64V63H251ZM251 64L250 65H248V66H251ZM37 65V64H36ZM65 65V64H64ZM68 65V64H67ZM87 65V64H86ZM151 65V64H150ZM165 65V64H164ZM167 65V64H166ZM240 65V64H239ZM242 65H243V63H242ZM69 66V65H68ZM73 66V65H72ZM149 66V65H148ZM159 66V65H158ZM161 66V65H160ZM159 66V67H160ZM190 66V65H189ZM188 66V67H189ZM225 66V65H224ZM232 66V65H231ZM234 66V65H233ZM248 66L246 67V68H248ZM253 66V65H252ZM24 67V68H23ZM29 67H31V66H28V68ZM36 67V66H35ZM65 67V66H64ZM70 67V66H69ZM99 67V66H98ZM140 67V66H139ZM162 67V66H161ZM160 67V68H161ZM213 67H215V66H213ZM220 67V66H219ZM223 67V66H222ZM243 66H240L237 70H238V73L235 75V76H237L236 77V80H235V86H236V88L237 89H242V87L244 88V83L242 82L243 80H246L245 78H247L246 76V73L244 72V69L242 68ZM257 67H258V65H257ZM2 68V67H1ZM32 68V67H31ZM164 68V67H163ZM187 68V67H186ZM216 68H218V67H216ZM216 68H213L212 70L210 69V73H211V75H213L214 73H215V69ZM224 68V67H223ZM252 68V67H251ZM34 69V68H33ZM63 69H65V68H63ZM66 69H67V67H66ZM71 69H73V68H71ZM84 69V68H83ZM90 69H91V67H90ZM93 69V68H92ZM234 69H235V67H234ZM27 70V69H26ZM31 70V69H30ZM47 70V69H46ZM75 70V69H74ZM149 70H153V69H149ZM159 70V69H158ZM161 70V69H160ZM174 70H177L178 72L175 74V75H170V73L171 72H174ZM217 70V69H216ZM227 69L225 68V71H226ZM249 70V69H248ZM28 71V70H27ZM86 71H88V68L86 67ZM138 71H139V69H138ZM145 71V70H144ZM231 71V70H230ZM21 74H20V73ZM29 72H31V74H32V71H29ZM34 72V71H33ZM72 72V71H71ZM82 72V71H81ZM84 72V71H83ZM89 72H91V71H89ZM143 72V71H142ZM163 72V71H162ZM194 72V73H195ZM227 72H228V70H227ZM233 72H236V71H233ZM63 73V72H62ZM66 73H68V72H66ZM86 73V72H85ZM141 73V72H140ZM164 73H165V71H164ZM199 73V74H200ZM209 73V74H210ZM226 73V72H225ZM17 74H20V75H22L23 76V78H21V79H23V83H22V85H19L20 83H21V80L20 79H15L14 80V77H16V75ZM29 74V73H28ZM48 74V75H47ZM61 74V75H60ZM72 74V73H71ZM79 74H80V72H79ZM172 74V73H171ZM174 74V73H173ZM20 75H18L17 77H19ZM27 75V74H26ZM68 75H70V73H68ZM85 75V74H84ZM92 75V74H91ZM134 75V74H133ZM136 75V74H135ZM141 75H143V74H141ZM141 75L139 76V77H141ZM190 75V74H189ZM195 75V74H194ZM230 75H231V72H230ZM250 75V74H249ZM21 76V77H22ZM73 75H71V77H72ZM87 76V75H86ZM89 76V75H88ZM92 76V77H93ZM137 76V75H136ZM144 76V75H143ZM193 76V75H192ZM196 76V75H195ZM205 76H203L204 78H206ZM219 76H220V73H219ZM219 76H218V79H222V81L220 82V83H217L216 85H215V83H214V87L212 86V87H210V93L208 94L206 91L207 90H205L204 92L206 93V96L205 97H207V98H205L206 100L208 99V98H210V100L211 99H214L216 96H219V95H223L224 94V91L225 90H228L229 91V89H230V81H231V79L229 80V82H228V77H230L229 75H224V74H222L221 75V77L219 78ZM25 77V78H24ZM70 77V78H71ZM92 77H91V79H92ZM129 77H130V75H129ZM133 77V76H132ZM132 77H131V79H132ZM138 77V78H139ZM172 77V79L170 80V78ZM199 77V76H198ZM210 77V76H209ZM213 77V76H212ZM214 77H215V74H214ZM249 77H251V75L249 76ZM256 77V76H255ZM28 78H30V77H28ZM67 78H68V76H67ZM74 78V77H73ZM90 78V77H89ZM135 78V77H134ZM195 77H193V79H194ZM202 77L200 76V79H201ZM208 78V77H207ZM206 78V79H207ZM211 78V77H210ZM215 78H217V77H215ZM58 79V78H57ZM75 79V78H74ZM128 79V78H127ZM137 79V78H136ZM185 79V80H184ZM189 79H191L190 77H189ZM197 79V78H196ZM206 79H205V82H206ZM232 79H233V76H232ZM28 80V79H27ZM49 80V81H50ZM71 80H73V79H71ZM83 80V79H82ZM85 81H86V79H84ZM195 80V79H194ZM204 80V79H203ZM214 80V79H213ZM216 80V79H215ZM248 80H253L254 81V78L253 79H248ZM61 82H62V80H60ZM68 81V80H67ZM128 81V80H127ZM130 81V80H129ZM212 81V80H211ZM219 81V80H218ZM249 81V82H250ZM54 82V81H53ZM72 82V81H71ZM76 82V81H75ZM84 82V81H83ZM89 82V81H88ZM88 82H85L84 84H86L87 83V85H89L88 84ZM112 83V84H109V83ZM186 82H187V80H186ZM197 82V81H196ZM200 82V81H199ZM208 82V81H207ZM206 82V84H208ZM245 82V81H244ZM59 83V85H57L56 87H55V90L57 89V92H58V89H62V87H63V84L61 85L60 84V82H58ZM78 83V82H77ZM202 83V82H201ZM212 83V82H211ZM245 83H248V82H245ZM251 83V82H250ZM53 84V83H52ZM67 84V82L65 83V85ZM76 84V83H75ZM130 84V83H129ZM197 84H199V83H197ZM203 85V84H202ZM204 85H205V83H204ZM213 85V84H212ZM19 86L21 87V86H24V89L23 90H21L20 88H19ZM51 86V85H50ZM49 86V87H50ZM70 86V85H69ZM72 86V85H71ZM75 86V85H74ZM196 86V85H195ZM194 86V87H195ZM232 86V85H231ZM234 86V85H233ZM200 87H201V89L203 88L204 89V86H201V84H200ZM199 87V88H200ZM206 87V86H205ZM208 87V86H207ZM67 88V87H66ZM192 88V87H191ZM198 88V89H199ZM209 88V87H208ZM229 88V89H228ZM260 88V87H259ZM52 89V88H51ZM70 89V88H69ZM76 89V88H75ZM190 89V88H189ZM188 89V90H189ZM192 89H194V88H192ZM200 89V90H201ZM235 89V88H234ZM245 89V88H244ZM63 90H67V89H63ZM73 90V89H72ZM128 90V89H127ZM126 90V91H127ZM187 90V91H188ZM209 90V89H208ZM231 90L233 91V89L231 88ZM256 90H259V89H256ZM1 91H4L3 93H1ZM53 91H54V89H53ZM62 91V90H61ZM118 91H121V90H118ZM192 91V90H191ZM236 91V90H235ZM234 91V92H235ZM242 91V90H241ZM252 91V90H251ZM52 92V91H51ZM66 92V91H65ZM68 92H69V90H68ZM67 92V93H68ZM124 92V91H123ZM185 92V91H184ZM227 92V91H226ZM238 92V91H237ZM54 93V92H53ZM78 93H79V91H78ZM201 93V92H200ZM204 93V94H205ZM58 94V93H57ZM64 94V93H63ZM158 95V97H160V98H158V99H160L161 100V102L162 103H159V104H157V103H154V102H150V101H143L144 99H148L149 97H153V96H155V95ZM192 94V93H191ZM195 94V93H194ZM193 94V95H194ZM71 95V94H70ZM91 95V96H90ZM123 95V94H122ZM121 95V96H122ZM180 95V94H179ZM181 95H183V94H181ZM186 96H187V94H185ZM63 96H66V94L65 95H62V97ZM75 96V95H74ZM76 96H78V95H76ZM82 96V95H81ZM124 96V95H123ZM186 96H184V97H186ZM68 97V96H67ZM190 97V96H189ZM198 96H194V98H197ZM202 97H204V96H202ZM45 98V97H44ZM70 98V97H69ZM82 98V97H81ZM80 98V99H81ZM106 98H108V99H106ZM124 98H125V96H124ZM123 98V99H124ZM142 98V99H141ZM50 99L51 98H49V101H50ZM83 99V100H84ZM153 99H154V97H153ZM156 99V98H155ZM185 99V98H184ZM189 99H191L192 100V98L190 97ZM52 100H54V99H52ZM109 100V101H108ZM125 100H127V99H125ZM181 100H182V98H181ZM187 100V99H186ZM198 100V101H197ZM197 102H199V99L197 98ZM201 100H202V98H201ZM235 100V99H234ZM237 100V99H236ZM24 101L26 102V103H24ZM58 101V100H57ZM59 101H62L61 99H59ZM80 101V100H79ZM192 101H195V99L194 100H192ZM195 101V102H196ZM213 101V100H212ZM116 102H118V103H116ZM127 102V101H126ZM183 102V101H182ZM184 102H186V101H184ZM189 102H191V101H189L188 100V102L187 103H189ZM195 102H193V103H195ZM208 102H209V100H208ZM42 103V104H41ZM54 103V102H53ZM62 103H64L65 104V102L64 101H62ZM187 103H185L186 104V106H187ZM192 103V104H193ZM207 103V102H206ZM212 103V102H211ZM41 104V105H40ZM55 104V103H54ZM61 104V103H60ZM66 104H67V102H66ZM147 104V105H146ZM168 104V106H171V104H173L174 105V109L177 111V113H175L174 114V112H173V110L172 111H170L169 110V108H167V109H165V106ZM196 104V103H195ZM199 104V103H198ZM201 104V103H200ZM199 104V105H200ZM203 105H204V103H202ZM208 104L210 105V103H207V109H208V107L210 108V106H208ZM229 104V103H228ZM70 105V104H69ZM68 105V106H69ZM113 105V106H112ZM131 105V104H130ZM163 105V106H162ZM180 105H182L181 103H180ZM183 105H184V103H183ZM182 105V106H183ZM214 105V104H213ZM217 105V104H216ZM230 105V104H229ZM29 106V105H28ZM48 106V105H47ZM46 106V109H45V111H49V107H47ZM54 106V105H53ZM56 106V105H55ZM58 106V105H57ZM61 106V105H60ZM145 106V107H144ZM182 106H179L180 108L182 107ZM190 106V105H189ZM193 106V105H192ZM197 106V105H196ZM205 106V107H206ZM220 106V105H219ZM233 106L235 107V109L234 110H228V112H229V116H231L232 117V119H231V123L236 127L235 129V131L233 130V132L231 131L230 132V142H231V144L233 145V147H235L236 148V151L239 153V152H245L248 148H250V146L248 147L247 146V143H248V138H249V136H251V134H253V133H256V129L257 128H255L254 127V123H256V125L259 123V119H263V117H264V88L262 87L261 89H260V91L259 92H257L256 94L254 93L253 95H251L250 96V94H247L246 96H245V98H244V102L242 103V102H238V103H236V104H233ZM31 107V106H30ZM32 107H34V106H32ZM31 107V108H32ZM65 107V106H64ZM167 107V106H166ZM172 107V106H171ZM178 107V108H179ZM184 107V106H183ZM188 107V106H187ZM198 107H201V108H203V106H198ZM204 107V108H205ZM221 107V106H220ZM2 108V107H1ZM6 108V107H5ZM49 108V109H48ZM57 108V107H56ZM62 108H63V106H62ZM66 108V107H65ZM72 108V107H71ZM70 108V109H71ZM163 108L165 109V111L163 110ZM185 108V107H184ZM191 108V107H190ZM194 108H195V106H194ZM193 108V109H194ZM197 108V107H196ZM195 108V109H196ZM233 108V107H232ZM30 109V108H29ZM28 109V110H29ZM41 109V108H40ZM60 109V108H59ZM64 109V108H63ZM63 109H62V112L64 113V111H63ZM68 108H66L65 110H67ZM183 109V108H182ZM195 109H194V111H195ZM72 110V109H71ZM76 110H77V108H76ZM83 110H87V112H83ZM184 110V109H183ZM188 110H190V109H188ZM204 110V109H203ZM5 111V110H4ZM25 111V110H24ZM27 111V110H26ZM31 111V110H30ZM35 111V110H34ZM39 111V110H38ZM42 111V110H41ZM73 111V110H72ZM78 111V112H79ZM91 112V113H95L96 114V117H97V119L95 120V119H93L92 118V115H89L88 113L89 112ZM184 111H186V110H184ZM192 111V110H191ZM51 112V111H50ZM54 112V111H53ZM60 112V111H59ZM65 112H67V111H65ZM79 112V113H80ZM227 112V113H228ZM31 113H32V111H31ZM55 113V112H54ZM111 113H112V111H111ZM0 114H2V113H0ZM39 114V113H38ZM51 114V113H50ZM53 114V113H52ZM57 114V113H56ZM62 114V113H61ZM78 114V113H77ZM110 114V113H109ZM134 114V113H133ZM60 115V114H59ZM113 115V114H112ZM225 116H226V114H224ZM57 116V115H56ZM106 116V115H105ZM229 116H228V118H229ZM67 117V116H66ZM107 117V116H106ZM109 117V116H108ZM112 117H114V116H112ZM131 117V116H130ZM186 117V118H185ZM216 118H214V119H216L214 122H211V123H213V127L215 128V131L216 132H219V131H217V129H220L221 128V122L222 121H220V119H218V117L217 116H215ZM76 118V117H75ZM170 118H172V120H174L173 122H171L170 121ZM58 119V118H57ZM93 119V120H92ZM108 119V118H107ZM110 119V118H109ZM128 119H129V117H128ZM261 119V120H262ZM63 120V119H62ZM140 120H141V122H140ZM33 121H35V120H33ZM59 121V120H58ZM61 121V120H60ZM131 121V120H130ZM155 121V120H154ZM157 121V120H156ZM184 121V120H183ZM182 121V122H183ZM211 121V120H210ZM129 122V121H128ZM140 122V123H139ZM181 122V123H182ZM262 123L261 124H259V125H261V126H264V120H262L261 121ZM25 123H28V122H25ZM132 123V124H131ZM150 123H152V121L150 122ZM184 123V122H183ZM35 124V123H34ZM37 124V123H36ZM40 124V123H39ZM59 124V123H58ZM75 124V123H74ZM113 124H114V121H113ZM123 124H125V122L123 121ZM26 125H28V124H26ZM41 125H43V124H41ZM155 125H157V124H155ZM164 125V124H163ZM212 125V124H211ZM258 125V126H259ZM63 126V125H62ZM86 126V127H87ZM126 126V125H125ZM79 127V126H78ZM115 127V126H114ZM232 127V126H231ZM257 127V126H256ZM260 127V126H259ZM31 128V127H30ZM41 128V127H40ZM64 128V127H63ZM155 128H156V126H155ZM213 128V129H214ZM42 129V128H41ZM40 129V130H41ZM65 129V128H64ZM86 129V128H85ZM115 129V128H114ZM126 129H127V127H126ZM208 129H210L209 127H208ZM212 129V128H211ZM65 131V130H64ZM68 131V130H67ZM71 131V130H70ZM91 131V132H90ZM160 131V130H159ZM168 131V130H167ZM213 130H210V132H212ZM114 132H118V130L117 131H114ZM170 132V131H169ZM180 132V131H179ZM187 132V131H186ZM214 132V131H213ZM213 132L211 133V134H213ZM215 132V133H216ZM221 132V131H220ZM57 133V132H56ZM55 133V134H56ZM159 133V132H158ZM23 134V133H22ZM64 132L63 131H61V139L62 138H64ZM69 134V133H68ZM71 134V133H70ZM78 134V133H77ZM77 134H75V135H77ZM206 134H208L209 135V132L208 133H206ZM258 134H259V132H258ZM57 135V134H56ZM80 135V134H79ZM167 135V134H166ZM66 136V135H65ZM68 136V135H67ZM73 136V135H72ZM89 136V137H90ZM168 136V135H167ZM188 136V135H187ZM187 136H186V139H187V141L185 140H183L184 142H186V144H185V147H184V143L182 142V145H183V147H184V151H183V154H184V159H185V161L186 162H189L190 160H191V158H192V155H191V152H190V148H191V146H193L192 145V142L194 141H192V139H188L187 138ZM205 136V135H204ZM215 136V135H214ZM255 136V135H254ZM28 137V136H27ZM53 137V136H52ZM74 137V136H73ZM120 137V136H119ZM151 137V136H150ZM162 137V136H161ZM257 137V136H256ZM255 137V138H256ZM46 138V137H45ZM55 138V137H54ZM53 138V139H54ZM66 138V137H65ZM69 138V137H68ZM133 138V137H132ZM131 138V139H132ZM137 138V137H136ZM162 138H164V137H162ZM182 138V137H181ZM184 138V137H183ZM190 138H192V137H190ZM207 138V140L208 141H210L211 139H210V137L209 136H207L206 137ZM254 138V139H255ZM79 139V138H78ZM80 139H81V137H80ZM126 139H127V136H126ZM130 139V140H131ZM148 139V138H147ZM161 139V138H160ZM212 139H213V136H212ZM253 139V140H254ZM22 140H23V138H22ZM49 140V139H48ZM85 140V139H84ZM89 140V139H88ZM129 140V141H130ZM157 139H155V141H156ZM171 139H169V141H170ZM218 140V139H217ZM28 141V140H27ZM43 141V140H42ZM45 141V140H44ZM50 141V140H49ZM51 141H52V139H51ZM70 141V140H69ZM76 141V143H77V140H75ZM128 141V140H127ZM133 141V140H132ZM141 141V140H140ZM207 141V142H208ZM214 141V140H213ZM23 142H25V140L23 141ZM64 142H66V143H68V139L66 138L65 139V141ZM73 142V141H72ZM79 142V141H78ZM120 142V143H119ZM138 142V141H137ZM144 142V144L143 143H141V144H143V145H145V141H143ZM149 142H152L151 140L149 141ZM162 142V141H161ZM174 142V141H173ZM20 143V144H19ZM45 143V142H44ZM52 143V142H51ZM80 143V142H79ZM131 143V142H130ZM157 143H159V142H154V144L153 145H151L152 146V148L153 147H155V144H157ZM214 143V142H213ZM220 143V142H219ZM218 143V144H219ZM256 143V142H255ZM257 143H259V142H257ZM23 144V143H22ZM47 145H49L48 143H46ZM61 144V143H60ZM68 144H72L71 142H69ZM81 144H83V143H81ZM80 144V145H81ZM162 144H163V142H162ZM161 143H160V145H162ZM164 144H166V142L164 143ZM221 144V143H220ZM25 145V144H24ZM53 145V144H52ZM63 145V144H62ZM73 145H74V143H73ZM134 145H136V144H134ZM138 145H140V144H138ZM142 145V146H143ZM169 145V144H168ZM181 145V146H182ZM214 145H216V144H214ZM26 146V145H25ZM79 146V145H78ZM82 146V145H81ZM84 146H86V145H84ZM132 146H133V144H132ZM137 146V145H136ZM136 146H133V147H136ZM157 146V145H156ZM159 146V145H158ZM220 146V145H219ZM55 147V146H54ZM61 147V146H60ZM67 147V146H66ZM72 147V146H71ZM77 147V146H76ZM83 147V146H82ZM129 147V146H128ZM131 147V146H130ZM140 147V146H139ZM139 147H137V148H139ZM163 147V146H162ZM255 147H257V146H255ZM159 148V147H158ZM157 148V149H158ZM165 147H163V149H164ZM218 148V147H217ZM28 149H29V147H28ZM32 149V148H31ZM44 149H46V148H44ZM48 149V148H47ZM58 149V148H57ZM88 149V148H87ZM95 149V148H94ZM105 149H107V150H105ZM129 149V148H128ZM134 149V148H133ZM150 149H151V147H150ZM153 149H155V148H153ZM166 149V148H165ZM181 149H183V148H181ZM219 149H221V147L219 148ZM218 149V150H219ZM70 150V147H67L66 148V152H67V154L69 155V154H71V151H69ZM71 150H73V149H71ZM80 150H82V149H80ZM93 150V149H92ZM135 150V149H134ZM137 150V149H136ZM143 150H144V148H143ZM147 150V149H146ZM145 150V151H146ZM171 150V149H170ZM217 150V151H218ZM78 151V150H77ZM77 151H76V153H77ZM98 151V152H99ZM161 150H159V152H160ZM31 151H29V153H30ZM35 152V151H34ZM59 152V151H58ZM72 152H74V150L72 151ZM82 152H85V151H82ZM88 152V151H87ZM87 152H85V153H87ZM97 152V153H98ZM133 152H135V151H133ZM138 153H139V151H137ZM150 152V151H149ZM159 152H157V153H159ZM167 152V151H166ZM169 152V151H168ZM177 152H179V151H177ZM219 152V151H218ZM57 153V152H56ZM62 153V152H61ZM60 153V154H61ZM75 153V152H74ZM80 153V152H79ZM96 153V152H95ZM94 153V154H95ZM96 153V154H97ZM124 153V152H123ZM35 154V153H34ZM82 154H84V153H82ZM109 154V153H108ZM119 154V155H120ZM167 154V153H166ZM165 154V155H166ZM179 154V153H178ZM3 155H4V153H3ZM28 155V154H27ZM104 155V154H103ZM111 155V154H110ZM109 155V156H110ZM162 154H160V156H161ZM170 155V154H169ZM21 156V155H20ZM23 156V155H22ZM30 156V155H29ZM28 156V157H29ZM58 156V155H57ZM62 156V155H61ZM72 156V155H71ZM79 156V155H78ZM85 156V155H84ZM105 156V155H104ZM109 156H107V157H109ZM113 156V155H112ZM111 156V157H112ZM121 156V155H120ZM118 157V159L119 158H121V157ZM155 156V155H154ZM156 156H157V154H156ZM178 156V155H177ZM181 156V155H180ZM237 155H235V157H236ZM1 157V156H0ZM59 157V156H58ZM103 157V156H102ZM234 157V156H233ZM235 157H234V159H235ZM256 157V156H255ZM26 158V157H25ZM32 158H33V154H32ZM32 158L30 159V160H32ZM55 158V157H54ZM76 158H77V155H76ZM86 158V160H87V157H85ZM114 158V157H113ZM124 158V157H123ZM168 158V157H167ZM171 158H173V157H171ZM170 158V159H171ZM181 158V157H180ZM227 158H228V156L225 158V160L222 162V166H220V169L223 171L222 173L224 174V177L222 178V180H223V182H224V180H226L227 178L226 177H229V176H231L235 171H236V173L237 172H239L241 169H240V165H241V163H240V165L239 164H237V163H235V162H237V161H235L234 163H231V161H227ZM237 158H239V157H237ZM258 158V157H257ZM24 159V158H23ZM61 159H63L62 157H61ZM78 159V161L79 160H84V158H77ZM101 159H103V158H101ZM109 158H107V161H106V163L104 164V163H102L101 164V170H102V172H105L106 173V175L108 176V177H113L114 178V176L115 175H117L116 174V171L114 172V170H112L111 168H108V169H106L107 167H111L110 166V163H109V160H108ZM122 159V158H121ZM145 159V158H144ZM163 159V158H162ZM165 159V158H164ZM163 159V160H164ZM229 159V158H228ZM233 159V160H234ZM256 159V158H255ZM21 160V161H20ZM24 160H26V159H24ZM36 160H38V159H36ZM65 160V159H64ZM64 160H62V162L64 161ZM89 160V159H88ZM91 160V159H90ZM90 160H89V162H90ZM94 160V159H93ZM105 160V159H104ZM167 160V159H166ZM169 160V159H168ZM174 160V159H173ZM178 160V159H177ZM177 160H175V162L177 161ZM180 160V159H179ZM182 161H183V159H181ZM232 160V159H231ZM259 160V159H258ZM27 161H28V159H27ZM26 161V162H27ZM38 161H40V160H38ZM60 161V160H59ZM94 161H96V160H94ZM98 161V160H97ZM102 161V160H101ZM158 161V160H157ZM165 161V160H164ZM37 162V161H36ZM55 161L53 160V163H54ZM68 162V161H67ZM67 162H66V164H67ZM88 162V161H87ZM88 162V163H89ZM112 162V161H111ZM181 162V161H180ZM185 162V163H186ZM255 162V161H254ZM253 162V163H254ZM39 163V162H38ZM60 163V162H59ZM71 163V162H70ZM69 163V164H70ZM85 164H88V163H86V162H84ZM182 163V162H181ZM256 163H259L258 161H256ZM10 164V163H9ZM18 164H16V166L17 167H19V165ZM21 164H23V162L21 163ZM73 164V163H72ZM76 164V163H75ZM93 164V163H92ZM92 164H90V165H92ZM112 164H113V162H112ZM115 164V163H114ZM162 164V163H161ZM243 164H245V163H243ZM247 164V163H246ZM38 165V164H37ZM40 165V164H39ZM38 165V166H39ZM56 165V164H55ZM61 165H63L62 163H61ZM79 165V164H78ZM84 165V164H83ZM99 165V164H98ZM163 165V164H162ZM161 165V166H162ZM178 165V164H177ZM182 165H183V163H182ZM12 166V165H11ZM33 166V165H32ZM34 166H36L35 164H34ZM52 167H53V165H51ZM59 166V165H58ZM70 166V165H69ZM89 166V165H88ZM185 166V165H184ZM9 167V166H8ZM13 167V166H12ZM42 167V166H41ZM61 167V166H60ZM66 167V166H65ZM73 167V166H72ZM78 167V166H77ZM77 167H76V169H77ZM92 167V166H91ZM99 167V166H98ZM115 167H116V165H115ZM159 168L158 169H160V165L158 166ZM219 167V166H218ZM264 167V166H263ZM15 168V167H14ZM24 168V167H23ZM25 168H28V166L27 167H25ZM31 168H33V167H31ZM40 168V167H39ZM47 168V167H46ZM51 168V167H50ZM74 168V167H73ZM86 172L88 171V169L86 168V165H85V167H82ZM93 168H95V166H93ZM113 168V167H112ZM117 168V167H116ZM120 168V167H119ZM178 168V167H177ZM9 169V168H8ZM34 169H36L35 167H34ZM41 169V168H40ZM55 169V168H54ZM68 169V168H67ZM70 169V168H69ZM68 169V170H69ZM80 169V168H79ZM82 169V170H83ZM87 169V170H86ZM97 170H98V168H96ZM111 169V170H110ZM121 169V168H120ZM119 169V170H120ZM168 169H169V167H168ZM47 170H48V168H47ZM47 170H45V171H47ZM64 170V169H63ZM67 170V171H68ZM73 170V169H72ZM75 170V169H74ZM84 170L83 171H81V173L82 172H84ZM91 170V169H90ZM93 170V169H92ZM106 170V171H105ZM116 170H118V168L116 169ZM11 171V170H10ZM29 171H30V168H29ZM29 171H28V173H29ZM39 171V170H38ZM44 171V172H45ZM50 171H52V169L50 170ZM58 171V170H57ZM77 171V170H76ZM94 171V170H93ZM9 172V171H8ZM12 172V171H11ZM22 172H24L23 170H22ZM40 172H41V170H40ZM43 171L41 172V175H43L42 173H44ZM62 172V171H61ZM66 172V171H65ZM71 172V171H70ZM78 172V171H77ZM98 172V171H97ZM121 172V171H120ZM154 172H156V171H154ZM207 172V171H206ZM3 173V174H2ZM32 173V172H31ZM68 174H69V172H67ZM81 173H79V174H81ZM89 173V172H88ZM96 173V172H95ZM158 173V172H157ZM211 173V172H210ZM34 174H36L35 172H34ZM51 174V173H50ZM49 174V175H50ZM58 174V173H57ZM56 174V175H57ZM67 174V175H68ZM86 174V173H85ZM84 174V175H85ZM122 175H124L123 173H121ZM161 174V173H160ZM209 174V173H208ZM226 174V175H225ZM39 175V174H38ZM37 175V176H38ZM53 175V174H52ZM52 175H50V176H52ZM54 175H55V173H54ZM53 175V176H54ZM59 175V174H58ZM63 175V174H62ZM61 175V176H62ZM83 175V174H82ZM88 175V174H87ZM100 175H102L101 173H100ZM121 175V176H122ZM136 175V174H135ZM152 175V174H151ZM26 176V175H25ZM36 176V175H35ZM69 176H70V174H69ZM89 176V175H88ZM105 176V175H104ZM129 175H127V177H128ZM132 176V175H131ZM205 176H207V175H205ZM39 177V176H38ZM37 177V178H38ZM42 177V176H41ZM60 177V176H59ZM81 175H78V173L76 174H74V173H72V181L74 182V183H79L81 180ZM94 177H96V176H94ZM103 177V176H102ZM117 177V176H116ZM116 177H115V179H116ZM123 177H126V176H123ZM164 177V176H163ZM162 177V178H163ZM178 177V176H177ZM177 177H175L176 179H179V178H177ZM26 178V177H25ZM28 178V177H27ZM26 178V179H27ZM30 178V177H29ZM52 178V177H51ZM97 179H98V177H96ZM122 178V177H121ZM165 178V177H164ZM31 179H32V177H31ZM55 179H57L56 177H55ZM60 179V178H59ZM67 179H68V177H67ZM82 179H84V178H82ZM85 179H87L88 180V178L87 177H85ZM84 179V180H85ZM102 179H104V178H102ZM123 179V178H122ZM129 179V178H128ZM134 179V178H133ZM145 179H148V178H145ZM151 179V178H150ZM24 180V179H23ZM36 180V179H35ZM35 180H34V182H35ZM44 180V179H43ZM46 180V179H45ZM48 180V179H47ZM51 180H53V179H51ZM71 181V178L70 179H68V181ZM90 180V179H89ZM92 180V179H91ZM99 180H101V179H99ZM112 180V179H111ZM114 180V179H113ZM144 180V179H143ZM180 180V179H179ZM184 180V179H183ZM57 181V180H56ZM62 181V180H61ZM94 181V180H93ZM95 181H97V180H95ZM120 181V180H119ZM128 181V180H127ZM126 181V182H127ZM176 181V180H175ZM236 181H239V182H242L243 181V179L241 178H236ZM36 182H38V181H36ZM59 182H60V180H59ZM72 182V183H73ZM83 182V181H82ZM92 182V181H91ZM103 182V181H102ZM106 182V181H105ZM123 182V181H122ZM121 182V183H122ZM125 182V181H124ZM130 182H131V179H130ZM133 182H134V180H133ZM155 182H157V181H155ZM179 182V181H178ZM185 182V181H184ZM183 182V183H184ZM58 183V182H57ZM90 183V182H89ZM114 183H116V181H114ZM119 183V182H118ZM180 183V182H179ZM235 183H238V182H235ZM245 183V182H244ZM47 184V183H46ZM83 184H87V183H83ZM92 184V183H91ZM96 184V183H95ZM163 184V183H162ZM242 184V183H241ZM21 185V184H20ZM48 185V184H47ZM75 185V184H74ZM90 185V184H89ZM99 185V184H98ZM107 185V184H106ZM113 185V184H112ZM115 185V184H114ZM113 185V186H114ZM118 185V184H117ZM158 185H159V183H158ZM259 185V184H258ZM13 186V185H12ZM28 186V185H27ZM73 186V185H72ZM81 186V185H80ZM97 186V185H96ZM100 186H102V185H100ZM119 186V185H118ZM252 186H253V184H252ZM10 187V186H9ZM26 187V186H25ZM54 187V186H53ZM79 187V186H78ZM179 187V186H178ZM254 187L255 186H253V187H251V186H249V191H252L253 189H254ZM45 188H46V185H45ZM62 188V187H61ZM66 188V187H65ZM67 188H68V186H67ZM66 188V189H67ZM98 188V187H97ZM101 188V187H100ZM114 188V187H113ZM117 188V187H116ZM179 188H181V187H179ZM257 188V187H256ZM3 189V188H2ZM5 189H6V187H5ZM60 189V188H59ZM72 189H73V187H72ZM75 189H76V187H75ZM115 189V188H114ZM114 189H111V190H114ZM118 189V188H117ZM122 189V188H121ZM8 190H9V188H8ZM48 190V189H47ZM55 190V189H54ZM53 190V191H54ZM91 190V189H90ZM92 190H93V188H92ZM92 190H91V192H92ZM96 190V189H95ZM98 190V189H97ZM96 190V191H97ZM119 190V189H118ZM118 190H117V192H118ZM5 191V190H4ZM11 191V190H10ZM12 191H14V190H12ZM65 191V193H67L66 192V190H64ZM100 191V190H99ZM9 192V191H8ZM15 192V191H14ZM17 192V191H16ZM50 192V191H49ZM48 192V193H49ZM57 192V191H56ZM73 192V194H74V191H72ZM76 192V191H75ZM79 192V191H78ZM95 192V191H94ZM116 192V191H115ZM7 193V192H6ZM9 193H11V192H9ZM47 193V194H48ZM60 193H61V191H60ZM71 193V192H70ZM114 193V192H113ZM243 193V192H242ZM12 194H13V192H12ZM16 194V193H15ZM57 194H58V192H57ZM72 194V193H71ZM94 194V193H93ZM115 194V193H114ZM123 195H124V193H122ZM216 194H218V193H216ZM238 194H240V192L238 193ZM238 194H237V196H238ZM245 194V193H244ZM51 195V194H50ZM60 195H62V194H59V196ZM70 195V194H69ZM98 195V194H97ZM104 195V194H103ZM116 195V194H115ZM114 195V196H115ZM122 195V196H123ZM171 195V194H170ZM173 195V194H172ZM243 195V194H242ZM4 196V195H3ZM9 196V195H8ZM17 196V195H16ZM78 196V195H77ZM93 196V195H92ZM126 196V195H125ZM174 197H175V194L173 195ZM226 196V195H225ZM244 196V195H243ZM10 197H12V195L10 196ZM116 197V196H115ZM227 197V196H226ZM242 197V196H241ZM15 198H17V197H15ZM19 198V197H18ZM114 198V197H113ZM173 198V197H172ZM240 198V197H239ZM238 198V199H239ZM244 198L246 199V196H244ZM5 198H3L2 196H0V207H2L3 205L5 206V208H7V206L9 205L8 203H6L5 202V200H4ZM43 199H44V196H43ZM51 199H53V196H51ZM55 199V198H54ZM63 199V198H62ZM61 199V200H62ZM112 199V198H111ZM115 199V198H114ZM120 199V198H119ZM174 199V198H173ZM243 199V198H242ZM244 199V200H245ZM8 200V199H7ZM21 200V199H20ZM46 200V199H45ZM47 200H50V199H47ZM56 200H57V198H56ZM59 200V199H58ZM61 200H59V201H61ZM73 200H76V199H73ZM107 200H110V199H107ZM63 201V200H62ZM78 201V200H77ZM100 201V200H99ZM23 202V201H22ZM50 202V201H49ZM48 202V203H49ZM57 202V201H56ZM63 202H65V201H63ZM104 202H106V200L104 201ZM112 202V201H111ZM51 203H54V202H51ZM50 203V206L52 205ZM59 203V202H58ZM116 203V202H115ZM126 203V202H125ZM158 202H156V204H157ZM11 204H13V203H11ZM15 204V203H14ZM60 204V203H59ZM64 204V203H63ZM104 204V203H103ZM119 204V203H118ZM118 204L116 203L114 206H118ZM121 204V203H120ZM128 204V203H127ZM23 205V204H22ZM62 205V204H61ZM61 205H59V206H61ZM112 205V204H111ZM123 205V204H122ZM121 205V206H122ZM11 206V205H10ZM9 206V207H10ZM18 206L20 207V205L18 204ZM50 206H47V207H49V208H51ZM54 206H55V204H54ZM53 206V207H54ZM66 206V205H65ZM64 206V207H65ZM109 206H110V203H109ZM116 206V207H117ZM121 206H120V208H121ZM8 207V208H9ZM13 207V206H12ZM15 207H17V206H15ZM27 207V206H26ZM25 207V208H26ZM63 207V208H64ZM126 207V206H125ZM133 207H134V205H133ZM157 207V206H156ZM21 208V207H20ZM23 208V207H22ZM59 208H61V207H59ZM62 208V209H63ZM71 208V207H70ZM78 208H80V207H78ZM83 208V207H82ZM109 208V207H108ZM111 208V207H110ZM109 208V209H110ZM114 208V207H113ZM112 208V209H113ZM119 208V209H120ZM136 208V207H135ZM152 208V207H151ZM154 206H153V210H154ZM4 209V208H3ZM13 209V208H12ZM18 209V208H17ZM56 209H58L57 208V206H56V208H55V210ZM67 209H68V207H67ZM86 209H88L87 207H86ZM86 209H84V210H86ZM95 210H96V208H94ZM93 209V210H94ZM137 209V208H136ZM261 209V208H260ZM7 210V209H6ZM9 210V209H8ZM16 210V208L13 210V211H15ZM21 210V209H20ZM52 210V209H51ZM55 210H54V212H55ZM61 210V209H60ZM59 210V211H60ZM76 210V209H75ZM105 210H107V209H105ZM115 210V209H114ZM123 209H121V211H122ZM151 210V209H150ZM152 210V211H153ZM205 210V209H204ZM262 210H264V209H262ZM4 211V210H3ZM19 211V210H18ZM35 211V210H34ZM37 211V210H36ZM47 211V210H46ZM53 211V210H52ZM63 211V210H62ZM65 211V210H64ZM67 211V210H66ZM77 211H79V209L77 210ZM91 211V210H90ZM110 211H112V210H110ZM110 211H108V212H110ZM127 211V210H126ZM129 215H132V207H130L129 208ZM135 211V210H134ZM141 211V210H140ZM146 211V210H145ZM2 211L0 210V241H1V246H3L4 247V249H5V251L7 252V254H8V256L10 255L9 253H8V250H7V242L10 240L9 238L11 237V235L12 234H15V232H17V230H18V227L21 225L20 223H19V220L17 219V217H18V215L20 214H16V213H14V215H11L12 213H10V215L8 214H5V213H1ZM10 212V211H9ZM20 212V211H19ZM24 212V211H23ZM29 212V211H28ZM40 212H42V211H40ZM48 213H49V211H47ZM46 212V213H47ZM58 212V211H57ZM71 212V211H70ZM93 212V211H92ZM98 212V211H97ZM107 212V213H108ZM113 212V211H112ZM111 212V214H113ZM119 212V211H118ZM118 212H115L114 214H115V217L117 218V219H119V220H121V215H122V212L121 213H118ZM142 212V211H141ZM8 213V212H7ZM26 213V212H25ZM34 213V212H33ZM45 213V218H46V216H47V214ZM88 213L90 214V212L88 211ZM124 213H125V211H124ZM123 213V214H124ZM23 214V213H22ZM38 214H40V213H38ZM49 214H51V212L49 213ZM53 214V213H52ZM56 214V213H55ZM58 214V213H57ZM79 214V213H78ZM95 214V213H94ZM110 214V215H111ZM113 214V215H114ZM262 214V213H261ZM16 215H17V217H16ZM30 215V214H29ZM41 215V214H40ZM43 215V214H42ZM86 215V214H85ZM95 215H97V214H95ZM102 215V214H101ZM107 215H109V214H107ZM128 215V216H129ZM247 215V214H246ZM27 216V214L25 215V217ZM37 216V215H36ZM49 216V215H48ZM79 216V215H78ZM87 216V215H86ZM134 216V215H133ZM21 217H23V216H21ZM51 217H53V215H51ZM55 217H57L56 215H55ZM83 217V216H82ZM85 217V216H84ZM98 217H99V215H98ZM97 217V218H98ZM104 217V216H103ZM124 217H125V215H124ZM246 217V216H245ZM33 218V217H32ZM31 218V219H32ZM44 218V217H43ZM74 218H76V217H74ZM105 218V217H104ZM111 218V217H110ZM34 219V218H33ZM37 219H38V217H37ZM40 219H42V218H40ZM39 219V220H40ZM51 219V218H50ZM53 219H54V217H53ZM95 219V218H94ZM99 219V218H98ZM100 219H101V217H100ZM99 219V220H100ZM112 219V218H111ZM113 219H115V218H113ZM122 219H123V217H122ZM246 219V222H245V225L246 224H248L251 220H249V218H245ZM26 220H30L29 218L28 219H26ZM46 220H48V219H46ZM46 220H45V222H46ZM85 220V219H84ZM93 220V219H92ZM102 220H103V218H102ZM101 220V221H102ZM104 220H106V219H104ZM103 220V221H104ZM118 220V221H119ZM132 220V219H131ZM243 220V219H242ZM262 220H264V219H262ZM22 221V220H21ZM40 221H43V220H40ZM50 221H52V219L50 220ZM59 221V220H58ZM126 221L129 223L130 222V219L127 217L126 218ZM23 222V221H22ZM21 222V223H22ZM47 222H49V220L47 221ZM79 222V221H78ZM112 222H115V221H112ZM120 222H122V221H120ZM32 223H34V222H32ZM57 223V222H56ZM80 223V222H79ZM78 223V224H79ZM107 223V222H106ZM123 223V222H122ZM49 224V223H48ZM47 224V225H48ZM51 224V223H50ZM88 224V223H87ZM98 224V223H97ZM99 224H101V223H99ZM98 224V225H99ZM108 224H109V222H108ZM127 224V223H126ZM242 224V226H243V224L244 223H241ZM250 224V223H249ZM120 225V224H119ZM130 225V224H129ZM42 226V225H41ZM50 226V225H49ZM53 226H55V225H53ZM82 226H83V224H82ZM89 226V225H88ZM92 226H93V224H92ZM103 226V225H102ZM36 227H38V225L36 226ZM43 227V226H42ZM63 227V226H62ZM96 227V226H95ZM103 227H105V226H103ZM246 228L248 227V225L247 226H245ZM21 228V227H20ZM20 228H19V230H20ZM51 228V227H50ZM49 228V229H50ZM53 228V227H52ZM87 228V227H86ZM107 228V227H106ZM243 228V227H242ZM42 229V228H41ZM47 229V228H46ZM94 229V228H93ZM100 229H101V227H100ZM105 229V228H104ZM108 232L110 233V237H114V235H113V232H112V230L114 229V227H113V225H111V226H109L108 228ZM56 230H59V229H56ZM97 230V229H96ZM95 229H94V231H96ZM244 230V233L246 234V233H248V229H247V231L245 230V229H243ZM52 231V230H51ZM62 231V230H61ZM100 231V230H99ZM113 231H115V230H113ZM20 232V231H19ZM65 232V231H64ZM72 232V231H71ZM76 232V231H75ZM89 232V231H88ZM92 232V231H91ZM97 232V231H96ZM106 232V231H105ZM230 232V231H229ZM18 233V232H17ZM60 233V232H59ZM56 234V236H60L61 234H63V232L62 233H60V234ZM73 233V232H72ZM100 233V232H99ZM103 233V232H102ZM114 233H116V231L114 232ZM225 234L227 233V231L226 232H224ZM224 233H222V234H224ZM89 234H91V233H89ZM224 234V236L222 237V238H220V242H221V240H227V239H229L230 238V240H232V238L229 236V235H225ZM93 235V234H92ZM99 235H102V234H99ZM116 235V234H115ZM247 235V234H246ZM14 236V235H13ZM15 236H17L16 234H15ZM94 236V235H93ZM95 236H96V234H95ZM98 236V235H97ZM104 236V235H103ZM102 236V237H103ZM62 237V236H61ZM215 234H214V232H212L211 234H209L208 236H205V240H206V243H209L210 241H214V239H215ZM80 238H82V237H80ZM92 238V237H91ZM93 238H95V237H93ZM78 240H79V238H77ZM83 239V238H82ZM98 239H100L101 240V237L100 238H98ZM103 239V238H102ZM114 239V238H113ZM44 240H46V239H42V241H44ZM64 239H63V237H62V241H63ZM70 240V239H69ZM81 240V239H80ZM79 240V241H80ZM93 240V239H92ZM96 240H97V238H96ZM61 241V240H60ZM65 241V240H64ZM68 241V240H67ZM79 241H77V242H79ZM82 241V240H81ZM99 241V240H98ZM106 241V240H105ZM114 241H116V240H114ZM45 242V241H44ZM50 242V241H49ZM83 242V241H82ZM81 242V243H82ZM103 242V241H102ZM38 243V242H37ZM62 243V242H61ZM107 243V242H106ZM115 243V242H114ZM226 244H225V246H229L230 245V243L229 242H225ZM56 244H57V242H56ZM60 244V243H59ZM69 244V243H68ZM73 244V243H72ZM95 244H96V246H98V242L97 241H95ZM139 244V243H138ZM38 245V244H37ZM49 245V244H48ZM63 245V244H62ZM67 245V244H66ZM74 245V244H73ZM72 245V246H73ZM67 246H69V245H67ZM81 246V245H80ZM89 246V245H88ZM93 246V245H92ZM2 247V248H3ZM57 247V246H56ZM63 247V246H62ZM91 247V246H90ZM100 247H102L101 245H100ZM209 247V246H208ZM34 248V247H33ZM53 248V247H52ZM58 248V247H57ZM56 248V249H57ZM64 248V247H63ZM79 248V247H78ZM83 248H84V246L82 245V249H80V252H78L79 254H84V253H87V255L89 256V251L87 250H84L83 252H81V250H83ZM94 248V247H93ZM134 248V247H133ZM71 249H72V247H71ZM77 249V248H76ZM99 249H101V248H99ZM104 249H106V247L105 248H103V249H101L100 251H104ZM43 250V249H42ZM48 250V249H47ZM58 250V249H57ZM91 250V249H90ZM72 251H73V249H72ZM71 251V252H72ZM142 251V250H141ZM235 251H237V250H235ZM52 252V251H51ZM126 252V251H125ZM3 253H4V250H3ZM234 253V252H233ZM232 253V254H233ZM47 254V253H46ZM106 254V253H105ZM236 254H237V252H236ZM240 254V253H239ZM4 256H6L5 254H3ZM71 255V254H70ZM72 255H73V260H72V262L73 261H75V262H73V264H85V262H87L88 263V261H83V259L82 260H80L79 259V256H76V253L73 251L72 252ZM238 255V254H237ZM46 256V255H45ZM81 256V255H80ZM47 257V256H46ZM68 257H69V255H68ZM71 257V256H70ZM85 257V256H84ZM87 257V256H86ZM103 257H104V255H103ZM216 257V256H215ZM3 258V257H2ZM8 258H10V257H8ZM45 258V257H44ZM72 258V257H71ZM184 258V257H183ZM182 258V259H183ZM79 259V260H78ZM85 259V258H84ZM89 259H90V257H89ZM186 259V258H185ZM105 260V259H104ZM184 260V259H183ZM222 261V259L219 257V255H218V258L216 257V259H214L213 261H211L213 264H221L219 261ZM240 260V259H239ZM10 261V263L11 264H13L12 263V261L11 260H9ZM93 261V260H92ZM92 261H90V263L92 262ZM101 261V260H100ZM182 261V260H181ZM186 261V260H185ZM241 261V260H240ZM43 262V261H42ZM59 261H58V259H55L54 260V264H60V263H58ZM98 262V261H97ZM183 262V261H182ZM181 262V263H182ZM238 262V261H237ZM2 263V262H1ZM4 263V262H3ZM95 263V262H94ZM107 263V262H106ZM66 264V263H65ZM95 264H97V263H95ZM99 264H103V263H99ZM137 264V263H136ZM239 264V263H238Z\"/></svg>",
	"mask_w": 264,
	"mask_h": 264
}]
</instances>
